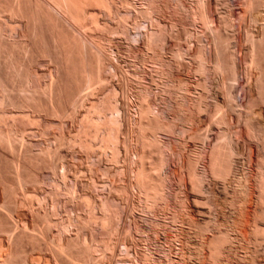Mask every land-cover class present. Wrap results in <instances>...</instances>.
<instances>
[{"label":"rangeland","instance_id":"1","mask_svg":"<svg viewBox=\"0 0 264 264\" xmlns=\"http://www.w3.org/2000/svg\"><path fill=\"white\" fill-rule=\"evenodd\" d=\"M1 2V11H0V37H1V44H3L4 46V52L2 51V48L3 46L1 45V48H0V65L2 63V65L0 66V116L2 114V118L5 119V120H2V122L4 124H2V122L0 123V134L3 133V135H0V163L1 165H3V169L5 170L6 168V165H8L9 163V166H10V161L11 162H17L19 160V164L17 162V164L19 165V167L21 168V166H23V169L21 168V171L22 172V175L20 173V177L22 176V178H20V185L18 183V186L20 188H18L19 190V195H18V209H17V214L16 213V221L18 222V238H17V243L15 244V248H13V252L14 254L16 255V264H68L66 261V257L65 256H61L59 254L56 255L55 251L57 252L58 250L56 249L57 247L56 246H59V245H63L64 248H67V246H72L70 245L71 242H75L73 244H78L77 247L79 246V248H84L85 246V250H87L86 252H84V256H82V258H86L85 261L87 262V264H134L136 262V264H143V256L144 255H147L149 256L148 258H150V260L152 261L151 263L152 264H164L163 261L164 260V255L167 257L166 258V261H165V264L168 263L167 260L169 261H174L176 262L178 260V240L181 239V240H185V241H189V242H185L183 240L186 246V252L189 253V251L191 252H196L197 249H201L202 247V244L203 242L202 241H207L208 238L210 239L211 238V234L213 235V233H211L210 231L208 232L207 230H203L202 227H201V220L200 218H202L199 215H197V210L195 209H198V208H193L194 205H192L188 199H187V193L191 192L190 189L187 188V186H189V181H188V177L186 176V170L184 169L183 171L185 172H180V175L181 177L183 178V183H184V186H183V190L185 191H182L183 196L182 195V199H183V202H179L177 203V200L179 201L178 198V188L180 187L179 186V179H178V175H179V172L176 173V171H179L178 170V166H177V162L178 160L176 158H178V153L181 151H185L184 155L186 158L191 157V156H194L196 150H199V147L201 146L200 145V141L198 140H195V134L197 132H204L203 130L206 129V120L207 118L203 115H201V118H198V120L196 119L194 122H192L191 124L193 125H189L187 126L188 124L186 123H182V121H179L178 120V106H179V103H178V100H179V97H178V94H177V91L178 90V86L179 84L183 81V85H185L191 92V95L194 97L191 98L195 101V100H199V97L201 96V93L202 92V88L200 85H202L203 82H205L204 79H206L205 77H207V75H204V74H200L199 72H197L196 69H198V62H197V58L195 57L196 53H198V50L199 48H203L205 51L207 49V51H209L208 49L210 50H213L212 48V44L210 40H208L207 38H204L206 36V30L204 29V27L202 26L201 23L199 22H193L192 20H190V17L188 15V13H185L182 11H173V10H169V12L166 10H163L161 9V11L155 6V10L157 11H154L153 13L150 11V14L152 13L151 16H149V18H152L153 16V20L151 19H147L146 20V17L144 18V16H140V15H143L144 12L146 10H144L146 7H148L147 5V0H129L132 2L133 6H132V11L134 12H137V13H134V12H130L129 10L131 9H125L124 6H121L123 4L122 1H117L115 0V3H113L111 6L113 8H117V9H112L109 10V13L113 15H110L108 13V11H105L107 8H104L102 5H100L98 2L96 3L95 1L92 0V4L96 3L95 6H97L95 8L94 5H91V3H89L88 5L90 6L91 5V8H87V7H83L84 6H88L87 3L91 0H85V3H83L82 7L80 6L79 4V8L82 9V11L85 12L86 16L84 18H86L85 20H82L81 22L78 21V23H80V25L78 23H76L75 20H72L74 19L70 14L69 12L65 11L64 10L62 11L61 7L59 5H56V6H59L60 9H57L58 7H54V3H56L54 0H37L38 5L36 4V0H21V2H19L18 0H0ZM4 1H5V4L6 6L8 5L7 3L10 2L11 4H9L10 6H5L4 4ZM9 1V2H8ZM51 1H54L53 4ZM84 1V0H83ZM88 1V2H87ZM116 1H117V4H116ZM143 1V2H142ZM146 1V2H145ZM165 2V0H161V2L157 1L158 4H161L162 2ZM185 1H188V2H191L190 0H185ZM241 0H229V4L232 5V9H231V13H232V25H233V28L235 30V42L233 43L234 45V50L236 52V58H237V61H238V64L242 67H241V71L239 72V79H238V83L235 85V96H236V99L239 103V113L240 112H244V110L248 107V102H252L253 99H255V96H256V93H255V90L252 89V87L250 88L249 85L247 83L246 78L244 77V64L248 61V55H247V51H248V48H249V44L248 43H245L246 41H243L244 38H242L241 40L239 39V36L240 35H243L245 34V32L247 31V29H250V31H252L253 33L255 34H258L260 32H258L260 30V28L258 26H248V24L245 22H242L243 24L241 25V22L242 19H243V15L245 16L246 18V15L243 14L244 12V9L241 8V6H239V3H240ZM3 2V4H2ZM15 2V3H14ZM23 2H24V6H23ZM29 2V3H28ZM80 2L82 3V0H80ZM18 3H19V6H20V9H19V6H18ZM33 5H32V4ZM41 3V4H40ZM120 3V4H119ZM146 3V4H145ZM13 4H16V5H13ZM21 4V5H20ZM52 4V5H51ZM100 6H98V5ZM115 4V5H114ZM156 4V5H158ZM5 6L6 8L4 9ZM26 5H27V8H26ZM34 5H37L35 7H33ZM39 5H42L41 9L39 8ZM51 5V6H50ZM144 5V6H143ZM19 10H17L15 7ZM22 6V7H21ZM31 6V8L29 7ZM88 6V7H89ZM93 6V7H92ZM102 6V7H101ZM137 6V7H136ZM14 7V9H13ZM25 7V8H24ZM100 7V8H99ZM144 7V8H143ZM23 8V9H21ZM30 8V9H29ZM36 8V9H35ZM39 11H38V9ZM46 8V9H44ZM55 8V9H54ZM101 8H103L104 10H102ZM136 8V10H135ZM141 8L143 9L141 11ZM241 8V9H240ZM12 9L14 12L12 14L11 10ZM16 9V10H15ZM26 10V11H23V10ZM29 9V10H28ZM96 9V10H95ZM100 9V10H98ZM122 9V10H121ZM139 9H140V12H139ZM3 10V11H2ZM6 10V11H5ZM28 10V11H27ZM31 10L33 11V13L31 12ZM41 10H44L45 12H43L42 14V11ZM51 10V11H49ZM59 10V11H57ZM5 11V12H4ZM10 11V13H9ZM15 11H19V12H15ZM23 11V12H22ZM87 11V12H86ZM104 11V12H103ZM111 11V12H110ZM118 11V13H121L122 14H117L116 12ZM160 11V14L159 12ZM173 11V12H172ZM5 14H4V13ZM26 12L27 14L29 15L27 17L26 15ZM41 12V13H40ZM62 12V13H61ZM64 12V14H63ZM67 12V14L65 15V13ZM81 12V11H80ZM102 12V14H101ZM117 16H116V14ZM156 12V13H155ZM165 12V14H164ZM171 12V13H170ZM2 13V14H1ZM16 13L17 14V17L16 15L14 14ZM24 13V14H23ZM37 13V14H36ZM47 13L48 17L49 15L52 14V16H54L53 18L49 17V19H53L51 20V24L48 25V23H50L49 19H47V17L45 18V14ZM61 15H60V14ZM141 13V14H140ZM169 15H168V14ZM8 14V15H7ZM10 14V15H9ZM20 14V15H19ZM33 14V15H32ZM56 14V15H54ZM84 14V13H83ZM95 14V15H94ZM115 14V15H114ZM149 14V15H150ZM156 14V15H155ZM158 14V15H157ZM163 14V15H162ZM185 14V15H184ZM2 15V16H1ZM15 15V16H14ZM23 15V16H21ZM32 15V16H31ZM36 15V17L34 16ZM89 15L90 18L88 17ZM98 15V17H97ZM119 15V16H118ZM127 15V16H126ZM129 15V17H128ZM131 15V16H130ZM133 15V16H132ZM165 15V16H164ZM172 18H170L171 16ZM214 16V20H215V25L216 26H219V21L217 20V17L212 14ZM4 16V17H3ZM31 16V17H30ZM40 16V17H38ZM42 16V17H41ZM95 16V17H94ZM107 18H106V17ZM111 16V18H110ZM123 16V18H122ZM125 16H126V19H125ZM156 16V17H155ZM176 16H179V17H176ZM8 17V18H7ZM10 17L13 18V20L10 19ZM23 17V18H22ZM27 17V18H26ZM33 17V18H32ZM36 19H35V18ZM101 17V18H99ZM118 17V18H117ZM138 17V18H136ZM164 17V18H163ZM25 18V19H24ZM29 18V19H28ZM58 19V20H55V19ZM70 18V19H68ZM104 18V19H103ZM106 18V19H105ZM122 18V19H121ZM128 18V20H127ZM242 18V19H241ZM10 19V20H9ZM19 19V20H18ZM25 22H24V20ZM34 21V23L32 22V20ZM90 19V20H89ZM93 19V20H91ZM110 19V20H109ZM119 19V21H118ZM134 19V20H133ZM138 19V20H137ZM139 19L141 20L139 22ZM169 19V20H168ZM5 20V21H4ZM27 20V21H26ZM55 20V22H57L56 24L53 22ZM60 20V21H59ZM87 20V21H86ZM98 21L96 23H98L101 28V32H97L99 31L98 30V27L97 26H94L93 24H91L93 21ZM113 22H112V21ZM117 20V21H115ZM126 20V21H125ZM137 20V21H136ZM158 22H156V21ZM3 21V23H2ZM29 21V22H28ZM49 21V22H48ZM60 23H59V22ZM71 21H73L75 24H77V26L75 24H73ZM90 21V22H89ZM153 21V24H150L152 23ZM174 21V22H173ZM24 22V23H23ZM31 22V23H30ZM38 22V23H36ZM40 22V23H39ZM42 22V23H41ZM47 22V23H46ZM53 22V23H52ZM85 22V23H84ZM149 22V23H148ZM190 22V23H189ZM193 22V23H192ZM62 24L64 23L63 25H60L59 24ZM94 23V22H93ZM102 23H106V26ZM169 23V24H168ZM174 24V26L172 24ZM218 23V25L216 24ZM12 26H11V25ZM14 24L16 25V27L14 26ZM18 24V26H17ZM37 24V25H36ZM47 24V25H46ZM58 24V26H57ZM82 24V25H81ZM107 24H109L110 26H108ZM137 24V26H136ZM139 24V25H138ZM195 24V26H194ZM4 27H3V26ZM8 27H7V26ZM10 25V26H9ZM32 25H34V27H32ZM37 28H36V26ZM52 25H55L54 27ZM84 25H85V29H84ZM92 25V26H91ZM141 25V26H140ZM146 25V26H145ZM41 26V27H40ZM47 29V27H49ZM57 26V28H56ZM91 28H89V27ZM104 26V27H103ZM108 26V27H107ZM114 26V28H113ZM133 26L135 28H133ZM145 26V28L143 27ZM152 26V27H151ZM167 26V27H166ZM171 26V27H170ZM216 26H214L216 28ZM241 26V28H240ZM15 27V28H14ZM39 27V29H38ZM53 29H52V28ZM60 27V28H59ZM78 27V28H77ZM81 27V28H80ZM86 27L87 30H86ZM94 27V29H93ZM96 27V28H95ZM106 27V30H104ZM111 27V28H110ZM137 27V28H136ZM166 27V28H165ZM188 27V29H187ZM192 27V28H191ZM194 27V28H193ZM196 27V28H195ZM202 27V28H201ZM257 27V28H256ZM4 29L2 31V29ZM35 28V30H34ZM67 28V29H66ZM104 28V29H103ZM110 30L113 28V30ZM128 28H129V32L128 31ZM139 28V29H138ZM141 28V30H140ZM10 29V30H9ZM18 29V30H17ZM26 29V30H25ZM33 29V30H32ZM52 29V30H51ZM62 29V32L61 34L59 33L60 30ZM68 31L67 33L69 34L70 31H72V33L70 32V34L72 35H68L66 33V30ZM69 29V30H68ZM81 29V30H79ZM83 29V30H82ZM93 29V30H91ZM106 32V33H103V31ZM147 29H149L147 32ZM159 29V30H158ZM166 29V31H165ZM192 29V30H191ZM31 30V31H30ZM38 30V32H37ZM55 32H54V31ZM57 30V31H56ZM59 30V31H58ZM64 30V31H63ZM85 30V33L84 32ZM95 30V31H94ZM117 32H116V31ZM132 30V31H131ZM137 30V31H136ZM146 30V31H145ZM184 30V31H183ZM197 30V31H196ZM10 31V32H9ZM24 31V32H22ZM45 31V32H44ZM50 31V32H49ZM78 31V32H77ZM80 31L82 33H80ZM89 31V32H87ZM158 33V38L152 42V43H149L146 39H144L142 36H140V34L146 32V33H149V35L153 32H156ZM162 31V32H161ZM186 31H191L192 33L196 34V37L198 38L199 37V41H196L197 39L194 38V43H193V40L190 38V41H189V38L186 36ZM203 31V33H202ZM256 31V32H255ZM3 32V33H2ZM5 32V33H4ZM12 32V33H11ZM18 32V33H16ZM44 32V33H43ZM48 32V33H47ZM53 32V33H52ZM65 32V33H64ZM75 32V33H74ZM109 32V33H108ZM114 32V33H113ZM127 32V33H126ZM135 32V33H134ZM10 33H11V36H10ZM24 33V34H23ZM30 33V34H29ZM37 33V34H36ZM42 33V34H41ZM101 33V34H100ZM116 33V34H115ZM119 33V34H118ZM124 33V34H123ZM160 33V34H159ZM183 33V34H182ZM3 34V35H2ZM14 34V35H13ZM31 34H32V38L30 39L31 37ZM55 34V35H54ZM56 34L59 36L60 35V38H63L62 35H66L64 37V39L66 37H68L67 39L71 42V40H73L74 38L75 39H79V40H74L75 43H78V46L81 45L83 46V50L82 51V54L84 55H80L79 52H78V55H80L79 57H83L84 58H80V59H83L84 61H86V65L82 64V69L83 67L85 68H90L89 66H91L90 64H94L95 65V61L99 59V55H101L100 59H101V62L104 64V65H107V66H104L105 67V70L106 72L104 71L103 72V68H102V71L103 72V76H102V79H103V82H108L107 84H103L101 85V87H98L97 86V89L98 91L96 90H83V89H86V88H83L85 87V85L82 83V90L79 89V87L81 86L80 82H77L76 83V79L77 81H79L78 79H81L80 76L79 78L77 77L78 73H80L81 71H74L76 70L77 66H73V64H77V63H70L72 64H69V59L67 58L66 53L64 54L65 51L63 47H60L61 44L58 40V36H56ZM100 34V35H99ZM105 34V35H104ZM111 34V35H110ZM113 34V35H112ZM128 34V35H127ZM166 34V35H165ZM179 34V35H178ZM182 34V35H181ZM202 34V35H201ZM17 35V37H16ZM25 35V36H24ZM35 35V38L34 36ZM38 37H37V36ZM50 35V37H49ZM53 35V36H52ZM75 35V36H74ZM77 35V36H76ZM85 35V36H84ZM97 35V36H96ZM127 37H126V36ZM130 35V36H129ZM24 36V37H23ZM71 36V38H70ZM110 36V37H109ZM167 36V37H166ZM172 36V37H171ZM182 36H184L182 38ZM202 36V37H201ZM6 37V38H5ZM42 38V39H39V38ZM45 37V38H44ZM56 37V39H55ZM74 37V38H73ZM76 37H80V38H76ZM89 37V38H88ZM102 37V39H101ZM129 37V39H128ZM164 37V38H163ZM171 37V38H170ZM179 39H178V38ZM244 37V35H243ZM25 38V39H23ZM37 38V40H36ZM73 38V39H72ZM82 38V39H81ZM88 38V39H87ZM107 38V40H106ZM139 38V39H138ZM203 38V39H202ZM8 39V41H7ZM11 39V40H10ZM28 39V41H27ZM36 41H35V40ZM51 39V40H50ZM55 39V40H53ZM98 39V40H97ZM99 39H101L99 41ZM131 39V40H130ZM135 39V40H134ZM136 39H138L137 43H136ZM144 39V40H143ZM165 39V40H164ZM188 39V40H187ZM206 39V40H204ZM39 40V41H38ZM67 40V41H68ZM203 40V41H202ZM3 41V42H2ZM33 41V42H32ZM53 41V42H52ZM59 44H57V42ZM66 40L62 41V42H65ZM78 41V42H77ZM92 41V43H91ZM113 41V42H112ZM140 41V42H139ZM147 41V42H146ZM163 41V42H162ZM186 41V42H185ZM7 42V45L8 43L10 44L11 43V46H13L15 48V46L17 45V49L20 48L21 51H19V55L18 52H17V49L15 50L14 48H11L9 47L11 50L14 49V51H10V49H6V43ZM17 44H16V43ZM26 44H25V43ZM47 45H46V43ZM56 42V43H55ZM73 42V41H72ZM73 42V43H74ZM102 42V43H101ZM105 42V43H104ZM158 42V43H157ZM188 42V43H187ZM203 42V43H202ZM15 43V44H13ZM33 43V44H32ZM36 45H35V44ZM67 43V42H66ZM65 43V44H66ZM74 43V45H75ZM95 43H99L101 46L105 45L103 48L102 47H98L97 45H95ZM133 43V45H132ZM145 43V44H144ZM148 43V44H147ZM192 43V44H191ZM44 44V45H43ZM53 44L55 46H53ZM57 44V45H56ZM190 44V45H189ZM202 44V45H200ZM207 44V45H206ZM248 44V45H247ZM24 46L23 48V51H22V47ZM38 45V46H37ZM40 45V46H39ZM87 45V46H86ZM109 45V46H108ZM112 45V46H111ZM128 45V46H127ZM159 45H162V46H159ZM166 45V46H165ZM209 45V46H208ZM212 45V46H211ZM239 45V46H238ZM26 46H29V47H26ZM44 47V49L41 48ZM56 46H57V49H56ZM59 46V47H58ZM73 45L71 44V47ZM78 46L76 47L73 46V47H76L78 48ZM135 46V47H134ZM205 46V47H204ZM30 47H32L33 49H31ZM46 47V48H45ZM67 45H65V49L67 50ZM70 47V48H71ZM87 47H88V50L91 49L90 51L87 50ZM133 51H131V49ZM149 47V50L151 48V50L149 51L148 48ZM154 47V48H153ZM198 47V48H197ZM8 48V46H7ZM37 48V49H36ZM50 48V49H49ZM61 48V49H60ZM63 48V49H62ZM68 47V49H70ZM86 48V49H85ZM111 48V49H110ZM35 49L36 51L38 50V54L37 52H35ZM40 49V50H39ZM71 49H74V48H71ZM94 49V50H93ZM99 49V50H98ZM113 49V50H112ZM181 49V50H180ZM183 49V50H182ZM198 49V50H197ZM26 50L28 51L26 53ZM32 50V51H31ZM44 54L43 53V51ZM76 50V49H75ZM74 50V51H75ZM86 50V51H85ZM104 51V54H102V52ZM108 52H106V51ZM146 50V51H144ZM9 51V52H7ZM34 51V52H33ZM41 51V55H40V52ZM46 51V52H45ZM63 54H62V52ZM92 51H93V54L92 55ZM98 52V53H94V52ZM102 51V52H100ZM129 51V52H128ZM149 51V52H148ZM178 51H184L183 52V59L182 58H178L177 56V53ZM239 51V54L238 52ZM15 53V57H14V53ZM26 53V54H23V53ZM55 52V53H54ZM58 54H57V53ZM72 52V51H71ZM87 52L89 54H87ZM118 54H117V53ZM128 52V53H127ZM138 52V53H137ZM242 52V53H241ZM8 53H12V55H8ZM32 53V54H31ZM60 53V54H59ZM75 53H77L76 51L71 53L72 55H74ZM133 53V54H132ZM152 53V54H151ZM156 53V54H155ZM3 54V58H6L5 60H3L2 58V55ZM37 54V55H35ZM91 54V55H90ZM97 54V55H95ZM142 54V55H141ZM44 55V58L43 56ZM48 55V56H47ZM61 55V56H60ZM78 55H74V57H77ZM89 55V56H87ZM136 55V56H135ZM158 55V56H157ZM5 56V57H4ZM11 56V57H10ZM22 58L23 56V59H21L20 57ZM28 56V57H27ZM39 56V57H38ZM42 58H41V57ZM46 56V58H45ZM61 58H60V57ZM65 56V58H64ZM87 56V57H86ZM149 56V57H148ZM7 57H9L8 59H10L9 61L7 60ZM34 57V58H33ZM38 57V58H37ZM63 57V58H62ZM72 57V56H71ZM73 57V58H74ZM79 57L75 58L76 60L79 59ZM90 61H88L89 59ZM92 57L94 59V57H96L95 61H93ZM114 57V58H113ZM135 57V59H134ZM20 58V59H19ZM27 58V59H25ZM41 58V59H40ZM67 58V59H66ZM72 58V59H73ZM149 58V59H148ZM175 58V59H174ZM29 59V60H28ZM46 59V60H45ZM51 59V60H50ZM73 59V60H75ZM117 59V60H116ZM134 59V60H133ZM138 59V60H137ZM152 59V60H151ZM155 59V60H154ZM188 59V60H187ZM4 62H3V61ZM22 61V63H20L21 66H18L20 67H17L15 68V65L14 66V63L16 61ZM24 60V61H23ZM28 60V61H27ZM38 60V61H37ZM41 60V62H40ZM45 62H44V61ZM64 60H68V62H64ZM75 60V61H76ZM151 60V61H150ZM183 60V61H182ZM194 60V61H193ZM18 61V62H19ZM30 61V63H29ZM52 61V62H51ZM93 63H92V62ZM140 61V62H139ZM156 61V62H154ZM160 61V62H159ZM179 61V62H178ZM9 62V63H8ZM24 62V63H23ZM37 64H35V63ZM49 62V63H48ZM55 62V63H53ZM64 62V63H63ZM73 62V61H72ZM79 62V61H78ZM90 62V63H89ZM95 62V63H94ZM119 62V63H118ZM143 62V63H142ZM147 62V63H145ZM183 64H182V63ZM17 63V62H16ZM33 63V65H32ZM58 63V64H57ZM66 63V64H65ZM101 63V64H102ZM134 63V64H133ZM194 63V64H193ZM244 63V64H243ZM9 65V68H8V65ZM26 64V65H25ZM52 64V65H51ZM57 64V65H56ZM88 64V65H87ZM110 64V65H109ZM129 64V65H128ZM140 64V65H139ZM154 64V65H153ZM157 64V65H156ZM197 64V65H196ZM26 67H24V66ZM35 65V66H34ZM50 65V66H48ZM64 65V66H63ZM66 65V67H65ZM73 66L71 67H67V66ZM147 65V66H146ZM150 65V66H149ZM156 65V66H155ZM196 65V67H194ZM31 66H33V68H31ZM62 66V67H61ZM78 66H79V63H78ZM93 66V65H92ZM103 66V65H102ZM116 68H115V67ZM140 66V67H139ZM246 66V64H245ZM2 67V68H1ZM6 67V70L5 68ZM75 67V68H74ZM80 67V66H79ZM80 67V68H81ZM95 68V66H93ZM178 67V68H177ZM11 68V69H10ZM21 68H25L24 70L21 71ZM28 68V69H26ZM67 70H66V69ZM78 68V69H80ZM112 68V69H111ZM147 68V69H145ZM154 68V69H153ZM168 68V69H167ZM9 69V70H7ZM14 69V72H12ZM17 69V70H16ZM36 69V70H35ZM48 69V70H46ZM52 69V71H51ZM58 69V70H57ZM64 69V70H63ZM74 69V70H73ZM92 69V68H91ZM134 69V70H133ZM16 70V71H15ZM55 70V71H54ZM69 70H71L69 72ZM90 70V69H87V71ZM110 72H109V71ZM112 70H113V73H112ZM191 70V71H190ZM196 70V71H195ZM2 71V72H1ZM11 71V72H10ZM26 71V72H24ZM31 72V74L28 75L29 72ZM33 71V72H32ZM37 71V72H35ZM50 71V72H49ZM62 71V73H61ZM67 71V72H66ZM163 71V72H162ZM180 71V72H179ZM193 71V72H192ZM6 72V73H5ZM10 72V73H9ZM21 72V73H20ZM60 72V73H59ZM110 74H109V73ZM115 72V73H114ZM189 72V73H188ZM243 72V73H242ZM14 75H13V74ZM16 73V74H15ZM18 73V74H17ZM25 74V75H19V74ZM33 73V75H32ZM37 73L38 76L40 78L38 79L37 77ZM43 73V74H42ZM69 73V74H68ZM74 75V73L76 74V77L75 75L74 76H71V74ZM118 73V74H117ZM161 73V74H160ZM199 73V74H198ZM211 73V72H210ZM49 74V75H48ZM56 74V75H55ZM65 74V75H64ZM106 76H105V75ZM113 74V75H112ZM115 74V75H114ZM197 74V75H196ZM208 74V73H207ZM4 77H3V76ZM6 75V76H5ZM12 75V78L10 77ZM18 77H17V76ZM27 75L29 76V78L27 77ZM32 75V77H31ZM42 75H45L42 76ZM67 75L69 77H67ZM80 75V74H79ZM163 77H162V76ZM254 75H256V73L254 72ZM8 76V77H7ZM20 76V77H19ZM71 76V77H70ZM137 76V77H136ZM165 76V77H164ZM204 76V77H203ZM15 77V79H14ZM75 77V78H74ZM155 77V78H154ZM11 80H10V79ZM20 78V79H18ZM24 78V79H22ZM32 78V79H30ZM38 81H36L35 79ZM54 80H53V79ZM137 78V79H135ZM158 78V79H157ZM166 78V79H165ZM168 78V79H167ZM177 78V79H176ZM202 81H200L201 79ZM9 79V81H8ZM18 79V81H17ZM34 79V80H33ZM63 79V80H62ZM107 81H106V80ZM154 79V80H153ZM156 79V80H155ZM164 79V80H163ZM170 79V80H169ZM181 79V80H180ZM53 80V82L51 81ZM56 80V82H55ZM68 80V81H67ZM135 80V81H134ZM138 80V81H136ZM175 80V81H174ZM178 80V81H177ZM180 80V81H179ZM13 81V82H12ZM24 81V83H23ZM32 81V82H31ZM59 81V82H58ZM64 81V83H63ZM67 81V82H66ZM81 81V80H80ZM158 81V82H157ZM167 81V82H166ZM7 82V83H6ZM22 82V83H21ZM37 82V83H36ZM39 82V84H38ZM48 82V83H47ZM72 82V84H71ZM133 82V83H132ZM143 82V83H142ZM32 83V84H31ZM51 83V84H50ZM69 83V85L67 84ZM76 83V84H75ZM79 83V85H78ZM85 83V82H84ZM138 83V84H137ZM176 83V84H175ZM179 83V84H178ZM199 83V84H198ZM13 84V85H12ZM27 84L29 86H27ZM38 84V85H37ZM46 84V85H45ZM53 84V88H54V92H52V95L54 97V99L56 101H54V105L50 102V98H52L51 96V88L50 86ZM59 84V86H58ZM75 84V85H74ZM109 84V86H108ZM178 84V85H177ZM247 84V85H246ZM48 85V86H47ZM66 85V86H65ZM78 85V86H77ZM3 86V87H1ZM6 86V87H5ZM13 88H12V87ZM20 86V87H19ZM46 86V87H44ZM69 86V87H68ZM75 86V87H74ZM166 86V87H165ZM169 86V87H168ZM197 86V87H196ZM15 87V88H14ZM66 87V88H65ZM88 87V86H87ZM112 87V88H111ZM162 87V88H161ZM190 87V88H189ZM198 87H200L198 90ZM249 87V88H248ZM23 88V89H22ZM30 90H28V89ZM43 88V89H41ZM46 88V89H45ZM49 88V89H48ZM69 88V89H68ZM74 88L73 91H70ZM79 89L78 93H77V90ZM81 88V87H80ZM95 88V86H94ZM104 88H106L104 90ZM169 88V89H168ZM171 88V89H170ZM194 88V89H192ZM196 88V89H195ZM245 88V89H244ZM254 88V87H253ZM4 89L6 91H4ZM13 89V90H12ZM38 91H37V90ZM40 89V90H39ZM146 89V90H145ZM174 89V90H173ZM192 89V90H191ZM15 90V91H14ZM19 90V91H17ZM22 90V91H21ZM25 90V91H24ZM46 90L48 95H46L44 92ZM62 90V92H60ZM66 90V91H65ZM110 90V91H109ZM112 90V91H111ZM165 90V91H164ZM248 90V91H247ZM17 91V92H16ZM65 91V92H64ZM76 91V92H75ZM86 91L88 93H86ZM90 91V92H89ZM141 91V92H139ZM145 91V92H143ZM198 91V92H197ZM15 95H14V93ZM20 92V93H19ZM24 92V93H23ZM26 92V93H25ZM29 92V93H27ZM36 92V93H34ZM67 92V95L65 97V93ZM73 92V94H72ZM75 92V94H74ZM92 92V93H91ZM99 92V93H98ZM195 92V93H194ZM252 92V93H251ZM5 93V95H4ZM19 93V94H18ZM44 93V95H43ZM56 93V94H55ZM63 93V94H62ZM84 93H86L84 95ZM93 94L94 96V99L93 98H90L92 97L91 94ZM109 95V99L108 98V94ZM198 93V94H197ZM247 93V94H246ZM250 93V94H249ZM21 94V95H20ZM24 94V95H22ZM28 96H27V95ZM36 94V95H35ZM41 94V95H40ZM61 94V95H60ZM146 94V95H145ZM149 94V95H148ZM169 94V95H167ZM249 94V95H248ZM252 94V95H251ZM255 94V95H254ZM11 95V96H10ZM20 95V96H19ZM72 95V96H71ZM78 95V96H77ZM89 95V96H88ZM96 95V96H95ZM102 95V96H101ZM138 95V96H137ZM2 96V98H1ZM25 96V97H24ZM32 96V99L30 98ZM45 96L47 98H45ZM63 96V97H62ZM75 96V97H74ZM86 96V97H84ZM106 96V97H105ZM146 96V98H145ZM168 96V97H167ZM7 97V98H6ZM22 97V98H21ZM35 97H37L35 99ZM60 97V98H59ZM62 97V98H61ZM70 97V99H69ZM77 97V99H75ZM96 97V98H95ZM149 97V98H148ZM161 97V98H160ZM197 97V98H196ZM246 97V99H245ZM11 98V99H9ZM21 98V99H20ZM41 98V99H40ZM74 98V99H72ZM102 98V99H101ZM104 98V99H103ZM143 98V99H141ZM144 98H145V102L146 104L150 105L151 108H153L152 110L156 113L155 115H158V121H160L159 125L161 126L162 130L159 132V139L161 141V144L163 146H161V151L163 152V158H164V162H165V165H164V168H163V173L166 174V177H167V196L165 199L164 204H160V203H163V202H160L156 207H154V210L153 212L151 213L152 210H148L146 209V204H145V201L143 200V197L139 190V188L137 187V185L135 186L134 183H136V179H134L135 177H132V175H134V172H135V168L137 167L138 165V162H137V158L139 157L138 155L141 154L143 152V150H145L144 148V145L142 144L143 143V140L145 139V136H149L150 134L145 131L144 132H140V127H139V122H140V117L138 115V111L139 110L137 107L139 106L140 102L141 101H144ZM169 98V99H168ZM252 100H250V99ZM2 99V100H1ZM5 99V100H4ZM28 99V101H27ZM40 101H39V100ZM60 99V100H58ZM62 99V100H61ZM65 99V100H63ZM98 99V100H97ZM102 101H101V100ZM106 99V100H105ZM151 99V100H150ZM15 100V101H14ZM24 100V101H23ZM42 100V101H41ZM45 100L48 101L47 103H45ZM72 100H76V101H73V103L71 102ZM108 100V102H107ZM110 100V101H109ZM159 104H157L158 102ZM8 101V102H7ZM11 101V102H9ZM14 101V102H13ZM21 101V102H20ZM25 103H23V102ZM65 101V102H64ZM72 105H70L68 102ZM93 101H95L93 103ZM100 101V103H99ZM140 101V102H138ZM155 101V102H154ZM175 101V102H174ZM6 102V103H5ZM19 102V103H18ZM27 102V103H26ZM50 102V103H49ZM56 102H58V104L62 103L63 104H56ZM112 102V103H111ZM4 103V104H3ZM15 103V104H14ZM17 103V104H16ZM33 105H31V104ZM38 103V104H37ZM90 103V104H88ZM96 103V104H95ZM103 103V104H102ZM106 103V105H104ZM142 103V102H141ZM150 103V104H149ZM161 103V105H160ZM248 103V104H247ZM12 104V105H11ZM41 104V105H40ZM47 104L48 108H43L45 107ZM68 104L70 107H68ZM92 104V105H91ZM107 104H109L107 106ZM111 104V105H110ZM169 104V105H168ZM247 104V105H246ZM6 105V106H5ZM19 105V106H18ZM22 105V106H21ZM29 107H28V106ZM40 105V106H37ZM103 105V107H102ZM156 105V106H155ZM166 105V106H165ZM178 105V106H177ZM12 106V107H11ZM31 106V107H30ZM37 108H36V107ZM53 108H52V107ZM59 109V106L61 107L60 111L57 112V115L54 116V112L56 114V111H58ZM96 106V109L100 110V112L96 111V109H94ZM97 106H99V108L101 107V109H99ZM113 106V107H112ZM118 107V108H115V107ZM158 106V107H157ZM162 106V107H161ZM3 107H6L5 109ZM15 109H14V108ZM18 107V108H17ZM25 110H24V108ZM41 107V108H40ZM62 107H66L64 110H65V113L63 112V109ZM108 109H106V108ZM110 107V108H109ZM165 107V108H164ZM171 109H170V108ZM8 108V109H7ZM10 108V109H9ZM23 108V109H22ZM27 108V109H26ZM33 108V109H32ZM41 110H39V109ZM52 109L54 110V112H50L49 110V114H48V110L47 109ZM56 111H55V109ZM91 110H90V109ZM111 108H115L116 110L118 109V111L120 113H118V116L116 114L115 116V112L116 110L114 109H111ZM259 108V109H258ZM29 109V110H28ZM35 109V110H34ZM94 109V110H93ZM168 109V110H167ZM170 109V110H169ZM244 109V110H242ZM261 110H263L262 106L260 105H257L254 110V113L256 114L255 117V122H257V119L259 118L260 120L259 121H262L264 120V114L262 113L263 116H261ZM5 110V111H4ZM10 110V111H9ZM18 110V111H17ZM21 110V111H20ZM24 110V111H23ZM34 110V111H33ZM36 110L40 111V113H37ZM43 110V111H42ZM46 110V112H45ZM91 112H90V111ZM111 110V111H110ZM112 110L114 111V114L111 113L114 117H111V114H109L110 112H112ZM164 112H163V111ZM260 111V114H259V117L257 116L259 111ZM38 111V112H39ZM42 111V112H41ZM96 111V112H94ZM8 112V113H7ZM13 112V113H12ZM17 112V113H16ZM26 112V113H25ZM36 112V113H35ZM45 112V113H43ZM166 112V113H165ZM177 112V113H176ZM258 112V113H257ZM16 113V114H15ZM33 113V114H32ZM53 116H51L52 114ZM63 113L64 116L61 114ZM68 113V114H67ZM88 113V114H86ZM96 113V114H95ZM101 113V114H100ZM8 116H7V115ZM48 114V116H47ZM61 114V116H60ZM91 116H88L90 115ZM94 114V116H92ZM166 114V115H165ZM8 117H6V116ZM16 117H15V116ZM21 115H24V116H21ZM59 115V116H58ZM100 115V117H99ZM106 116H109L111 119L113 118L114 121L116 120H119L117 123L119 124H122L121 126H119V124H115L114 122V126L117 127V130H114L113 128L116 129V127H114L113 125H110L111 123H113V119L111 120L112 122L110 123V119L106 118ZM169 115V116H168ZM11 116V117H10ZM18 116V117H17ZM20 116V117H19ZM33 116V117H32ZM173 116V117H172ZM27 117V118H26ZM30 119H29V118ZM49 117V118H48ZM51 117V118H50ZM54 117H58L57 119L54 118ZM63 117V118H62ZM93 117V118H92ZM163 119H162V118ZM253 117V118H254ZM258 117V118H257ZM261 117H262V120H261ZM1 118V119H2ZM23 118V119H22ZM26 118V119H24ZM38 118V119H37ZM53 118V119H52ZM66 118V119H65ZM69 118V119H68ZM82 118L84 119L82 121ZM86 118V119H85ZM89 119V122L87 121V119ZM98 118H101L100 121ZM103 118V120H102ZM121 118V119H120ZM128 118H129V121H128ZM173 118L175 121H173ZM0 119V120H1ZM15 119V120H14ZM28 119V120H27ZM60 119V120H59ZM68 119V121H66ZM92 119V120H91ZM94 119V120H93ZM116 119V120H115ZM167 119V120H166ZM7 120V121H6ZM13 120V121H12ZM25 120V121H24ZM32 120V122H31ZM39 123H38V121ZM41 120V121H40ZM81 120V121H80ZM101 120L103 122H101ZM109 120V121H108ZM202 120V121H201ZM16 121V122H15ZM35 121V123H34ZM47 121V122H46ZM66 121V122H65ZM88 123H87V122ZM94 123L96 122V124H91L90 123ZM105 121V122H104ZM138 121V122H137ZM168 121V122H167ZM199 121V122H197ZM205 121V122H204ZM26 122H30V124L32 125H29V123H27L26 125L24 123ZM45 122V123H43ZM102 124H101V123ZM181 122V123H180ZM197 122V123H196ZM10 123V124H9ZM34 123V124H33ZM38 123V124H36ZM83 123V124H82ZM101 125H100V124ZM110 123V124H109ZM162 123H163V126H162ZM2 124V126H1ZM6 124V125H5ZM14 124V125H13ZM16 124V125H15ZM36 124V125H35ZM56 124V125H55ZM62 124V125H60ZM80 124V125H79ZM88 124V125H87ZM97 124H99L98 126H100V129L98 128ZM104 124V125H103ZM108 124V126H110V130H108V126L106 125ZM134 124V125H133ZM186 124V126H185ZM4 125V126H3ZM14 128H12V126ZM24 125V126H22ZM28 125V126H27ZM48 125V126H47ZM55 127H53V126ZM87 125V126H86ZM137 125V126H136ZM172 125V126H170ZM8 126V127H7ZM11 126V127H10ZM18 126V127H17ZM31 129H30V127ZM58 126V127H57ZM60 126V127H59ZM102 126V127H101ZM104 126V128H103ZM112 126V127H111ZM130 126V127H129ZM183 126V127H182ZM241 125H239V133H241V137H245L246 136V132L245 131L246 129L244 127H240ZM10 127V128H9ZM25 127V128H24ZM27 127V128H26ZM29 127V128H28ZM39 127V128H38ZM52 127V130L50 131ZM82 127V128H81ZM86 127V128H85ZM93 127V128H92ZM97 127V128H96ZM107 127V128H106ZM121 127V128H120ZM133 129H132V128ZM167 127V128H166ZM12 128V129H11ZM60 128V129H59ZM89 128V129H87ZM96 128V129H95ZM172 128V129H171ZM3 129V130H2ZM10 129V130H8ZM17 129V130H16ZM24 129V130H23ZM49 129V130H48ZM85 129V130H84ZM99 129V130H98ZM106 129L108 132H106ZM111 129H113L112 133H114V135L110 132ZM121 129V130H120ZM185 129V134L183 136H178V132ZM35 130V131H34ZM46 130H48L47 132H45ZM61 130H62V134H61ZM80 130V131H78ZM139 130V131H138ZM187 130V131H186ZM189 130V131H188ZM244 130V131H243ZM19 131V132H18ZM25 131V132H24ZM55 131V132H54ZM82 131V132H81ZM86 131V132H85ZM100 131V133H99ZM103 131V132H102ZM118 131L120 133H118ZM136 131V132H135ZM166 131V132H164ZM171 131V132H170ZM196 131V132H195ZM234 131H238V129H234ZM10 132L12 134V137L13 135H15L13 138H12V141L13 139H15L14 141V148L16 147L17 149L16 150H19L16 151L15 149H13V151L15 152H10V148H7L5 144V142H3L1 140L2 136H10ZM15 132V133H14ZM22 132V133H21ZM24 132V133H23ZM32 132V134H31ZM85 132V133H83ZM90 132H92L93 134H91ZM105 132V133H104ZM113 135V138H112V135ZM173 132V133H172ZM195 132V133H194ZM7 133V134H6ZM14 133V134H13ZM21 133V134H20ZM26 133V134H25ZM34 133V134H33ZM41 133V134H40ZM44 133V134H43ZM99 133V135H98ZM139 133H140V136H139ZM143 135H142V134ZM190 133V134H189ZM25 134V135H24ZM86 136H85V135ZM94 134H96L94 137ZM102 134L105 135V140L104 138H102V141L100 138L101 136L104 137ZM111 137H110V135ZM120 134V135H119ZM19 135V136H18ZM61 135V136H59ZM82 135V137H81ZM92 135V136H91ZM99 137H98V136ZM109 135V136H108ZM175 135V136H174ZM41 136V137H40ZM50 136V137H49ZM54 136V137H53ZM92 137L93 139L91 140L90 137ZM117 136V137H116ZM138 136V137H137ZM189 136V137H188ZM191 136V137H190ZM4 137V138H5ZM16 137V138H15ZM30 137V138H28ZM32 137V138H31ZM65 137V138H64ZM81 140H78L80 139ZM85 137V138H83ZM87 137V138H86ZM106 137H110L112 140H114L115 138V142L117 141L116 139H119L117 141V143H113V141L111 142V139L110 142L108 140V138ZM143 137V139H142ZM11 138V136H10ZM22 138V141L20 140ZM37 138V139H36ZM43 140H42V139ZM54 138V139H53ZM58 138V139H57ZM98 138V139H96ZM139 138V139H138ZM179 138V139H178ZM214 138V137H213ZM246 138V137H245ZM244 138V139H245ZM18 139V140H16ZM35 139V140H34ZM56 139V140H55ZM76 139V140H75ZM90 139V140H88ZM95 139V140H94ZM138 139V140H137ZM52 140V142H51ZM87 140V141H86ZM98 140V142H97ZM107 140V142L105 143V141ZM181 140V141H180ZM183 140V141H182ZM242 140V139H240ZM21 141V142H20ZM24 141V142H23ZM27 141V142H26ZM39 141V142H38ZM41 141V142H40ZM46 141V142H45ZM50 141V142H49ZM55 141V142H53ZM61 141V142H60ZM76 141V142H75ZM86 141V142H85ZM102 141V142H101ZM139 141V142H138ZM142 141V142H141ZM198 141V142H197ZM17 142V144H16ZM29 142V143H28ZM57 142V143H56ZM75 142V143H74ZM85 142V144H84ZM92 142V143H91ZM109 142V143H108ZM180 142V143H179ZM24 143V145L22 144ZM50 143V144H49ZM55 143V144H54ZM64 143V144H63ZM78 143H82V144H79V146L77 145ZM89 143V145H88ZM97 143V144H96ZM105 146H103L102 144ZM115 145V147L113 146V144ZM120 143V144H119ZM199 143V144H198ZM27 146H26V145ZM40 144V145H39ZM47 144V146H46ZM84 144V145H83ZM91 144V145H90ZM185 144V145H184ZM16 145V146H15ZM23 145V146H22ZM30 145V146H29ZM33 147H32V146ZM39 145V146H38ZM55 145V146H54ZM63 145V146H62ZM80 145H83L80 147ZM108 145V147H107ZM109 145H111V148H109ZM138 145V146H137ZM143 145V146H142ZM170 145V146H169ZM87 148H85V147ZM92 146V147H91ZM99 146V148H98ZM119 146V148H118ZM168 146V148H167ZM182 146H184L182 148ZM187 146V147H186ZM254 146V148H253ZM25 147V148H23ZM92 149H91V148ZM101 147H102V150H101ZM135 147V148H134ZM165 147V148H164ZM7 150H6V149ZM20 148V149H19ZM107 148V149H106ZM144 148V149H142ZM184 148H186L185 150H183ZM252 148L255 150V154H254V157H253V160H254V163L255 161L257 162V159H259V154H258V148L255 144H252ZM257 148V149H256ZM4 149V150H3ZM9 149V150H8ZM24 149V151L22 150ZM29 149V150H28ZM31 149V150H30ZM114 149V151H110ZM119 152H117V150ZM192 149V150H191ZM22 150V151H21ZM105 150V151H104ZM139 152H138V151ZM168 150V151H167ZM12 151V150H11ZM28 151V152H27ZM56 151V152H55ZM104 151V152H103ZM109 151V153H108ZM171 153H170V152ZM192 151V152H191ZM194 151V152H193ZM18 152V153H17ZM47 152V153H46ZM58 152V153H57ZM17 155L15 157L14 154ZM30 153V154H29ZM42 154L43 157L40 155H36V154ZM60 153V154H59ZM105 153V154H104ZM139 153V154H138ZM174 153V154H173ZM194 153V154H193ZM33 154V155H32ZM46 154V155H45ZM110 154V155H109ZM165 154V156H164ZM171 154V155H170ZM187 154V155H186ZM193 154V155H191ZM27 155V156H26ZM58 155V157H57ZM117 155V157H116ZM48 156V157H47ZM60 156V157H59ZM107 156V157H106ZM111 156V157H110ZM115 156V157H114ZM177 156V157H176ZM119 157V158H118ZM14 158V159H13ZM48 158V160H47ZM53 160H52V159ZM113 158V160H112ZM175 158V159H174ZM185 158V159H186ZM18 159V160H16ZM21 159V160H20ZM51 159V160H50ZM59 159V160H58ZM66 159V160H65ZM117 159V160H116ZM135 159V160H134ZM5 160H6V163H5ZM14 160V161H13ZM28 160H32L31 162H29ZM64 160V161H63ZM133 160V161H132ZM8 161V163H7ZM21 161H24V162H21ZM206 161V162H204ZM204 161H202V163L200 164V168H205L207 169V160L205 159ZM21 162V163H20ZM36 165H34V163ZM39 162V163H38ZM49 162V163H48ZM61 162V163H60ZM136 162V164H135ZM3 163V164H2ZM23 163V164H22ZM42 163V165H41ZM167 163V164H166ZM21 164V165H20ZM170 164V165H169ZM32 165V167H31ZM33 165L35 167H33ZM40 165V166H39ZM56 165V166H55ZM59 165V166H58ZM66 165V166H65ZM176 165V166H175ZM45 166V168H44ZM51 166V167H50ZM62 166V167H61ZM131 168H130V167ZM253 167L251 166H247V169L250 170L252 173L255 171L254 169V165H252ZM29 167V168H28ZM34 168V169H31V168ZM38 167V168H37ZM69 167V169H68ZM167 168V170H166ZM7 169V168H6ZM26 169V170H25ZM27 169L29 171H31V173H28ZM53 169V170H52ZM59 169V170H58ZM61 169V170H60ZM123 169V170H122ZM176 169V170H175ZM204 169V170H205ZM171 170V171H170ZM201 170V169H200ZM23 171L26 175L23 174ZM57 171V172H56ZM67 174H65V173ZM106 172V173H105ZM124 172V173H123ZM130 172V173H129ZM36 175H34V174ZM57 173V174H56ZM59 173V174H58ZM63 173V175H62ZM176 175H175V174ZM31 179H26V178H29L28 175ZM62 176H61V175ZM183 174V175H182ZM31 175V176H30ZM34 175V176H32ZM77 178H76V176ZM24 176V177H23ZM135 176V175H134ZM186 176V177H185ZM33 177V178H32ZM36 177V178H35ZM169 177V178H168ZM25 178V179H24ZM187 178V179H186ZM21 179L23 181H21ZM37 179V180H36ZM175 179V180H174ZM26 180V183H24ZM31 183H29V181ZM35 182H34V181ZM39 180V181H38ZM54 180V181H53ZM41 181V182H40ZM65 181V182H64ZM5 182V180H4ZM28 182V183H27ZM33 182V183H32ZM37 182V183H36ZM54 182V183H53ZM133 182V183H132ZM169 182V183H168ZM0 183H2L0 181ZM74 183V184H73ZM17 184V183H16ZM28 184V185H27ZM31 184V185H29ZM38 184V185H37ZM54 184V186L52 187V185ZM58 184V185H57ZM60 184V185H59ZM24 185V186H23ZM34 185V186H33ZM62 185V186H61ZM133 185V186H132ZM236 185L237 183H235V186L233 188V191L234 189L236 188ZM17 186V187H18ZM58 186V188H57ZM76 188H75V187ZM3 187V188H2ZM25 187V188H24ZM62 187V188H60ZM137 187V188H135ZM22 188V189H21ZM24 188V189H23ZM72 188V190H71ZM4 184L3 186H1L0 184V196L2 197L0 200H4ZM64 189V190H63ZM133 189V190H132ZM23 190V191H22ZM65 190H67L65 192ZM75 192H74V191ZM137 190V191H136ZM169 190V191H168ZM27 191V192H25ZM72 191V192H70ZM134 191V192H133ZM231 192V195L228 196V199L227 201H230L231 198L233 197L232 195V190L230 191ZM2 193V195H1ZM21 193V194H20ZM24 195H23V194ZM27 193V194H26ZM68 193V194H67ZM75 193V194H73ZM78 193V194H77ZM188 193V194H189ZM67 194V195H66ZM71 194V195H70ZM139 194V195H138ZM177 194V196H176ZM26 195V196H25ZM30 195V196H28ZM76 195V196H75ZM81 195V196H80ZM86 195V196H85ZM90 195V196H89ZM257 195V194H256ZM70 196V197H69ZM140 196V198H139ZM29 199H28V198ZM35 197V198H34ZM67 197V198H66ZM75 197V198H74ZM77 197V198H76ZM79 197V198H78ZM86 197V198H85ZM169 197L171 199H169ZM256 197V196H255ZM23 198V199H22ZM38 200H37V199ZM89 198V199H88ZM92 198V199H91ZM30 199L33 201L30 203ZM82 199V200H81ZM87 199V200H86ZM142 199V200H141ZM185 199V200H184ZM226 199H223V201H221L219 204L222 205L221 206H226L225 208L222 207L224 209V212L228 211V202L227 204L224 203ZM40 200V201H39ZM83 200L86 202H83ZM89 200V201H88ZM172 200V201H171ZM176 200V201H175ZM56 201V202H55ZM58 201V202H57ZM91 203L92 204H88V203ZM93 201V202H92ZM141 201H144L141 203ZM187 201V203H186ZM27 203V204H26ZM29 203V204H28ZM59 203V204H58ZM141 203V204H140ZM190 203V204H188ZM22 204H25V205H22ZM32 204V205H31ZM63 204V205H62ZM88 204V205H87ZM94 204V205H93ZM182 205L184 206V211H181V208L178 209V207H181V206H177V205ZM259 203L258 202H254V208L256 207H260V205H258ZM66 208H65V206ZM97 205V206H96ZM103 205H104V208H103ZM107 207H106V206ZM161 205H164L161 207ZM167 205V207H166ZM192 205V206H191ZM25 206V207H24ZM88 206H91L90 208ZM100 206V207H99ZM99 207V208H98ZM118 207V208H116ZM173 207V208H172ZM208 207V206H207ZM21 208V209H20ZM57 208V210H55ZM157 208V209H156ZM187 208V209H186ZM189 208H190V211H189ZM20 209V210H19ZM53 209V210H51ZM95 209V210H94ZM109 209V210H108ZM186 209V211H185ZM201 209V210H200ZM203 208H199L200 211H202ZM19 210V211H18ZM108 210V211H107ZM147 210V211H145ZM55 211V212H54ZM57 211V212H56ZM96 211V213H95ZM103 211V213H102ZM116 211V212H115ZM119 211V212H118ZM136 211V212H135ZM150 211V212H149ZM166 211V212H165ZM172 211V212H171ZM189 211V212H187ZM195 211V212H194ZM204 212L205 209H203ZM208 211V210H207ZM20 212V213H19ZM23 212V213H22ZM54 212V213H53ZM108 212V213H107ZM132 212V213H131ZM134 212V213H133ZM144 212V213H143ZM146 212V213H145ZM169 212V213H168ZM175 212V213H174ZM177 212V213H176ZM184 212V213H183ZM100 213V214H99ZM168 213V214H167ZM98 214V215H97ZM109 216H108V215ZM140 214V215H139ZM142 214V215H141ZM180 214V215H179ZM47 215V216H46ZM93 215V217H92ZM102 215V216H101ZM157 215V216H156ZM168 215V216H167ZM176 215V216H175ZM186 215V216H185ZM19 216V218H18ZM53 216V218H52ZM55 216V217H54ZM96 216V217H95ZM99 216V217H98ZM123 216V217H122ZM188 216V217H187ZM150 217V218H149ZM167 217V219H166ZM169 217V218H168ZM172 217H174L173 219H171ZM177 217V218H176ZM182 217V218H181ZM221 218H219V223L221 224L220 226H223L221 228L222 232L226 231L229 227L226 219L224 215L220 216ZM78 218V219H77ZM93 218V220H92ZM95 218V219H94ZM113 218V219H112ZM125 218V219H124ZM139 218V219H138ZM142 218V219H140ZM180 218L181 219V222L180 223ZM22 219V220H21ZM50 219V220H49ZM100 219V220H99ZM105 219V220H104ZM108 219V220H107ZM144 219V220H143ZM175 219V221H173ZM178 219V221H177ZM185 219V221H184ZM195 221H193V220ZM200 219V220H199ZM48 220V221H47ZM135 220V221H134ZM148 220V221H147ZM166 220V221H165ZM183 220V221H182ZM197 220V221H196ZM52 221V222H51ZM57 221V222H56ZM74 221V222H73ZM77 221V222H76ZM171 221H172V224H171ZM192 221V222H190ZM48 222V223H46ZM50 222V223H49ZM72 222V223H71ZM103 222H107V224L103 223ZM143 222V223H142ZM157 222V223H156ZM163 222V223H162ZM166 222V223H165ZM169 222V223H168ZM177 222V223H176ZM179 222V223H178ZM195 222V223H194ZM196 222H199L201 223L199 225V223H196ZM226 222V223H225ZM62 223V225H60ZM70 223V224H69ZM74 223V224H73ZM136 223V224H135ZM161 223V224H160ZM188 223V224H187ZM193 223V225H192ZM51 224V225H49ZM106 226H104V225ZM142 224V225H141ZM167 224V225H166ZM178 224V226H176ZM184 224V225H183ZM227 224V225H226ZM25 225V226H24ZM52 225H55L54 229L52 227ZM65 225H68V226H65ZM71 225V226H69ZM77 225V226H76ZM135 225V226H134ZM139 225V226H138ZM153 225V226H152ZM174 225V226H173ZM193 227H191V226ZM197 225V229L194 227ZM199 225V226H198ZM47 226V227H46ZM51 226V228L49 227ZM62 226V227H61ZM120 228H119V227ZM152 226V227H151ZM156 226V227H155ZM158 226V227H157ZM170 226V227H169ZM180 226H183L182 227V230ZM41 227L43 228V230L41 229ZM68 227V228H67ZM72 227V229H71ZM178 227V228H176ZM186 227V228H185ZM188 227V228H187ZM27 228V229H26ZM46 228V230H45ZM66 228V229H65ZM104 228V229H103ZM146 228V229H145ZM158 228V229H157ZM161 228V229H160ZM176 228V229H175ZM180 228V229H179ZM192 228V229H190ZM227 228V229H226ZM22 229V230H21ZM39 229V230H37ZM52 229V230H51ZM164 229V230H163ZM175 229V230H174ZM179 229V230H178ZM194 229V230H193ZM24 230V231H23ZM33 230V231H32ZM42 230V231H41ZM49 230H51L49 232ZM54 230V231H53ZM56 230V231H55ZM63 230V231H62ZM66 230V231H65ZM81 230V231H80ZM145 230V231H144ZM189 230V231H188ZM196 230V231H195ZM198 230V231H197ZM220 230V231H221ZM22 231V232H21ZM37 231V232H36ZM41 231V232H40ZM43 231L46 233L44 236H46L45 238L46 239H42L44 236L43 235ZM74 231V232H73ZM119 231V232H118ZM138 231V232H137ZM178 231V232H176ZM181 231V232H180ZM40 232V233H39ZM58 232H61V233H58ZM191 232V233H190ZM21 233V234H20ZM42 233V235H41ZM71 233V234H69ZM74 233V234H73ZM85 233V234H84ZM165 233V234H164ZM173 233V234H172ZM203 233H208V234H203ZM211 233V234H210ZM1 234V233H0ZM40 234V235H38ZM48 234V235H47ZM61 234V235H59ZM156 236H155V235ZM187 234V235H186ZM21 235V236H20ZM25 235V236H24ZM37 235V236H36ZM52 235V236H51ZM75 235V236H74ZM127 235V236H126ZM200 235V236H199ZM206 235V236H205ZM23 236V238H22ZM35 236V240L33 239ZM39 236V237H38ZM40 236H41V239H40ZM48 236V237H47ZM61 238H60V237ZM79 236V237H78ZM87 236V237H86ZM126 236V237H125ZM132 236V237H131ZM160 236V237H158ZM168 238H167V237ZM177 236V237H175ZM182 236V237H181ZM189 236V237H188ZM210 236V237H209ZM21 237V239L19 238ZM25 237V239H24ZM32 237V238H31ZM37 237V238H36ZM50 237V239H49ZM134 237V238H133ZM164 237V238H163ZM180 237V238H179ZM185 237V238H184ZM205 237V238H204ZM254 236H251V234L249 235V237L246 239L248 241L249 244H244V242H242L240 245H238V243L235 245L236 246V252H237V255L232 258L231 260V263L230 264H238L239 260H240V255L244 254L243 251H246L247 249H260L262 248L264 244H262L261 240H256L255 238H253ZM3 240H2V239ZM29 240H28V239ZM92 238V239H91ZM127 238V240H125ZM133 238V239H132ZM166 238V239H165ZM0 239L3 241L2 244L4 245V248H3V245H1L2 249H6V250H1V254L0 256H2L3 258H6V255L8 253L7 250V245L8 244V241H7V236H3L2 234V237L0 235ZM24 239V240H23ZM33 239V240H32ZM157 239V240H156ZM168 239V240H167ZM178 239V240H177ZM202 239V240H201ZM255 239V240H254ZM19 240V242H18ZM21 240V241H20ZM49 240V241H48ZM52 240V241H50ZM59 240V241H58ZM62 240V241H61ZM83 240V241H82ZM131 240V241H130ZM174 240V241H173ZM200 240V241H199ZM29 241V242H28ZM33 241V242H32ZM87 241V242H86ZM92 241V242H91ZM95 241V242H94ZM100 241V242H98ZM126 241V242H124ZM168 241V242H167ZM43 242V244H42ZM50 242V243H49ZM66 242V243H65ZM102 242V244H101ZM108 242V245H105L107 244ZM124 242V243H123ZM135 242V243H134ZM20 243V244H19ZM36 243V244H35ZM54 245H52V244ZM58 243V244H57ZM60 243V244H59ZM68 243V244H67ZM80 243V244H79ZM83 243V244H82ZM88 243V244H87ZM93 243V244H92ZM111 243V245H109ZM192 243V244H191ZM194 243V244H193ZM199 243H202V244H199ZM262 244V245H259V244ZM1 244V243H0ZM34 244L35 247H33L32 245ZM49 244V245H48ZM51 244V245H50ZM86 244V245H85ZM127 245V252L124 253L123 252V245ZM176 244H177V252H175V248H176ZM189 244V245H188ZM196 244V245H195ZM199 244V245H198ZM39 245V246H37ZM85 245V246H84ZM100 245V246H99ZM122 245V246H121ZM131 245V246H130ZM152 247H151V246ZM154 245V246H153ZM159 245V246H158ZM167 245V247H166ZM190 245H195V246H190ZM201 245V246H200ZM247 245V246H246ZM257 245V247H256ZM261 246V247H258ZM37 246V247H36ZM42 246V247H41ZM46 246V247H45ZM51 246V247H50ZM115 246V247H114ZM118 246V247H117ZM190 246V248H189ZM197 246V247H196ZM49 247V249H47ZM96 247V248H95ZM99 247V248H97ZM104 247V248H103ZM114 247V248H113ZM132 247V248H131ZM146 247V248H145ZM158 247V248H157ZM166 247V248H165ZM169 247V248H168ZM194 247H196L195 249H193ZM199 247V248H198ZM256 247V248H254ZM39 248V250L37 249ZM41 248V249H40ZM51 248V249H50ZM73 249V247H71ZM80 248V249H81ZM95 249H98L99 253L97 252V250L95 251ZM135 248V249H134ZM238 248V249H237ZM69 249V248H68ZM90 249V250H89ZM101 249V250H100ZM108 249V250H107ZM113 249V251L111 250ZM139 249V250H137ZM167 249H172L171 251L167 250ZM190 249V250H189ZM89 250V251H88ZM94 251V252H91V251ZM132 252H131V251ZM147 250V251H146ZM174 250V252H172ZM4 251V252H3ZM25 251V252H24ZM34 251V252H32ZM36 251V252H35ZM49 251V252H48ZM117 251V252H116ZM137 251V252H135ZM149 252L146 254V252ZM168 255H171V257L167 256ZM3 252V254H2ZM6 252V253H5ZM40 252V253H38ZM54 252V253H53ZM90 252V253H89ZM110 252V253H108ZM119 252V253H118ZM159 252V253H158ZM58 253V252H57ZM85 253H88L85 255ZM93 253V254H92ZM95 253V254H94ZM108 253V254H106ZM137 255H136V254ZM5 254V255H4ZM31 254V256H30ZM45 254V255H44ZM54 254V255H52ZM91 256H90V255ZM101 256H99V255ZM104 254V255H103ZM113 254V255H112ZM120 254V255H118ZM126 254V255H125ZM130 257H128V255ZM139 254V255H138ZM144 254V255H143ZM149 254V255H148ZM151 254V256H150ZM175 254V255H173ZM29 257H28V256ZM109 255V256H107ZM111 255V256H110ZM132 255V256H131ZM159 255V256H158ZM38 256V257H37ZM90 256V258L88 257ZM124 256V257H123ZM175 258H174V257ZM263 255L261 254V257L259 259H261L260 261L261 262H264V256L262 257ZM44 257V258H43ZM48 257V258H47ZM56 257V258H54ZM62 259H60V258ZM103 257V258H102ZM105 257V258H104ZM107 257V258H106ZM118 257V258H117ZM119 257H122V258H119ZM130 259H128V258ZM132 257V259H131ZM137 257V258H136ZM140 257V258H139ZM153 259H152V258ZM194 259L195 261H197L198 257L196 256V254H194ZM197 257V258H195ZM29 258V259H27ZM36 258V259H35ZM38 258V259H37ZM47 258V259H46ZM59 258V259H58ZM80 259L81 260V263L80 264H86L85 261H84V258L83 259ZM92 258V259H91ZM101 260L99 261L98 259ZM159 258V259H158ZM24 259V260H23ZM41 259V260H39ZM49 259V260H48ZM56 259V260H55ZM64 259V260H63ZM125 259V260H124ZM135 259V260H134ZM33 260V261H32ZM37 260V261H36ZM63 260V261H62ZM115 260V261H114ZM134 260V262H132ZM157 260V261H156ZM32 261V262H31ZM38 261H41L40 263ZM45 261V262H44ZM47 261V262H46ZM65 261V262H64ZM141 261V262H139ZM155 261V262H154ZM159 261V263H158ZM248 260H245L243 264H246ZM26 262V263H25ZM36 262V263H35ZM64 262V263H63ZM84 262V263H83ZM110 262V263H109ZM131 262V263H130Z\"/></svg>","mask_w":264,"mask_h":264},{"label":"bare ground","instance_id":"2","mask_svg":"<svg viewBox=\"0 0 264 264\" xmlns=\"http://www.w3.org/2000/svg\"><path fill=\"white\" fill-rule=\"evenodd\" d=\"M3 1V0H2ZM6 1V0H5ZM5 1H4V4H5ZM13 1V0H12ZM16 1V0H15ZM19 2H21V0H18ZM40 1V0H39ZM48 1H50V0H48ZM56 3H54V7H58L57 9H60V7H61V9H62V11L64 10V12L65 11H67V12H69V14H70V16L69 17H71V15H72V17L74 18V19H72V20H77L76 21V23H78V21L79 22H81L82 20H85L86 18H84L85 16H86V14H85V12L84 11H82V9H83V7H87L88 9L89 8H91V5H94L95 6V4L98 2L100 5H102L104 8H107L105 11H108V9L109 10H111L112 11V9H113V11H114V9H117V8H113L112 6V4L113 3H115V0H93V1H95L96 3L94 4H92L91 2H92V0L91 1H87L88 3H87V5L89 4V3H91V5L88 7V6H84L83 5V3L84 4H86L85 3V0L83 1L82 0V3L80 2V0H54ZM54 1H51L52 2V4H53V2ZM118 1V0H117ZM117 1H116V4H117ZM119 1H122V3L121 4H123V5H121V6H124L125 7V9H126V11H127V9H131V10H129L130 12L134 9H132V6H133V4H132V2L131 1H129V0H119ZM160 1L161 2V0H147V5H148V7H146L144 10H146L145 12H144V14L143 15H140L141 17L142 16H144V18L146 17V20L148 19H151V20H153V16H152V18H149V16H151L152 15V13L154 12V11H156L155 10V6L161 11V9H162V11L163 10H165V12H166V10L169 12V10H175V11H182V13L183 12H185V13H188V15H189V17H190V20H192L194 23L196 22H199V23H201L202 24V26L204 27V29L207 31L206 32V36L204 37V38H207L208 40H210L211 41V43H213L211 46L213 47L212 49L213 50H210V49H208L209 51H207V49H206V51L203 49V48H199V50H198V53H196V55H195V57L197 58V62H198V69H196L197 70V72H199L201 75L202 74H204V75H207V77H205L206 79H204L205 80V82H203L202 83V85H200L201 86V88L200 87H198V90H202V92L201 93H203V94H201V96L199 97V100H193L192 98H194L192 95H191V93H193V92H191L185 85H183V81L179 84V86L177 87L178 88V90H176L177 91V94H178V97H179V100H178V103H179V108H178V120L179 121H182V123H186V124H188L187 126H189V125H193V124H191L192 122H194L196 119L198 120V118H201V115H203V116H205L206 118H207V122H206V129H204L203 131V133L202 132H197L194 136H195V140H198V141H200V147H199V150H196V152H195V154H194V156H191V157H189L188 156V158H186L185 157V151H187V150H185L186 148H184L183 150H185V151H180L179 153H178V158H176L177 160H178V162H177V166H178V170L179 171H176V173L177 172H179V175H178V179H179V188H178V198L177 199H179V201L177 200V203H179V202H183V197H182V191H185V190H183V186H184V183H183V178L181 177V175H180V172H182L184 169L186 170V176L188 177V181H189V186H187V188L188 189H190L191 190V192L188 194L186 191V193H187V199H188V201L192 204V205H194V207L193 208H198V209H195V210H197V215H199L200 214V216L202 217V218H200V219H202L201 221V223H199V222H196V223H199V225L201 224V227H202V229L203 230H207L208 232L210 231L211 233H213V235L211 234V238L209 239L208 238V240L205 242V241H202L203 242V244L202 243H199V244H202V247H201V249L199 248V249H197L196 250V252H191V251H189V253L188 252H186V250H188V249H186V246H185V244L186 243H184L183 242V240H181V239H177L178 240V254H177V256H178V260L176 261V262H174L173 260L172 261H169V260H167L168 261V263H166V264H230L231 263V260H232V258H234L236 255H237V252H236V244L238 243V245H240L242 242H244V244L246 243V244H249L250 245V243H248V241H249V239L248 240H246L248 237H249V235L251 234V236H254L253 238H255L256 240H261V242H262V244H264V120H262V117H261V120L262 121H259L260 119V117H259V114H260V111H261V116H263L262 115V113L264 114V0H241L240 1V3H239V6H241V8H243L244 9V12H243V14H245L246 15V18H245V16L243 15L242 17H243V19H242V21H240L241 22V25L243 24L242 22H245L246 21V23L248 24V26H251V27H253V26H258L259 28H260V30L258 31V32H260V33H258V34H255V33H253L252 31H250V29H247V31L245 32V34H243L244 35V37H243V35H240L239 36V39L241 40L242 38H244V40L243 41H246L245 43H248L249 44V48H248V53H247V55H248V61L245 63L246 64V66H245V64H244V68H245V70H244V77L246 78V80L245 81H247V83L248 84H250L249 85V87L251 88L252 87V89H254L255 90V93H256V96H255V99H250V100H252V102H248L247 104H248V107L244 110V109H242V110H244V112H240L239 113V108H241L243 105H245V104H243L241 107H239V103H238V101H237V99H236V96H235V85L238 83V79H239V72L242 70L241 69V67H242V65L240 66L239 64H238V61H237V58H236V52H235V50H234V45H233V43L235 42V40H236V38H235V30H234V28H233V25H232V13H231V9H232V5H230L229 4V0H190L191 2H188V1H185V0H165V2L163 1L161 4H158V2ZM1 2V1H0ZM9 2V1H8ZM11 2V1H10ZM7 3L8 5L7 6H10L9 4H11V3ZM36 2H37V0H36ZM143 2V1H142ZM15 3V2H14ZM29 3V2H28ZM38 3L39 2H37L36 4L38 5ZM145 3V4H146ZM1 4V3H0ZM2 4H3V2H2ZM32 4V3H31ZM41 4V3H40ZM51 4V5H52ZM59 5V6H56V5ZM79 4H80V6L82 7V5H83V7H82V9H80L79 8ZM120 4V3H119ZM156 4H158V5H156ZM13 5H16V4H13ZM21 5V4H20ZM33 5V4H32ZM37 5H34L33 7H35V6H37ZM50 5V6H51ZM98 5V4H97ZM100 5H98V6H100ZM112 5V6H111ZM115 5V4H114ZM5 6H6V4H5ZM5 6H3L2 5V7H4V9L7 7H5ZM18 6H19V3H18ZM23 6H24V2H23ZM101 6V7H102ZM135 6V5H134ZM133 6V7H134ZM144 6V5H143ZM0 7H1V5H0ZM11 7V6H10ZM15 7V6H14ZM14 7H13V9H14ZM22 7V6H21ZM30 8H31V6H29ZM41 7H42V5H39V8L41 9ZM93 7V6H92ZM97 6H95V8H96ZM137 7V6H136ZM8 8V7H7ZM16 8V7H15ZM25 8V7H24ZM26 8H27V5H26ZM29 8V9H30ZM100 8V7H99ZM112 8V9H111ZM144 8V7H143ZM240 8V9H241ZM17 9V8H16ZM15 9V10H16ZM19 9H20V6H19ZM19 9H17V10H19ZM21 9H23V8H21ZM28 9V10H29ZM32 9V8H31ZM36 9V8H35ZM38 9V8H37ZM42 9H43V7H42ZM44 9H46V8H44ZM55 9V8H54ZM86 9V8H85ZM85 9H83V10H85ZM102 10H104L103 8H101ZM11 10V12H12V14H13V10L12 9H10ZM27 10V11H28ZM96 10V9H95ZM98 10H100V9H98ZM122 10V9H121ZM135 10H136V8H135ZM143 9L141 8V11H142ZM154 10V11H153ZM0 11H1V9H0ZM3 11V10H2ZM6 11V10H5ZM4 11V12H5ZM23 11H26L25 9L23 10ZM22 11V12H23ZM38 11H39V9H38ZM42 11V14H43V12H45L44 10H41ZM49 11H51V10H49ZM57 11H59V10H57ZM81 11V12H80ZM110 11V12H111ZM137 11V10H136ZM150 11L152 12L151 14H150ZM160 11H158L159 12V14H160ZM172 11V12H173ZM3 12V13H4ZM15 12H19V11H15ZM31 12L33 13V11L31 10ZM64 12H63V14H64ZM67 12L65 13V15L67 14ZM87 12V11H86ZM104 12V11H103ZM132 12H134V11H132ZM139 12H140V9H139ZM157 12V11H156ZM155 12V13H156ZM165 12H164V14H165ZM9 13H10V11H9ZM20 13V12H19ZM41 13V12H40ZM62 13V12H61ZM84 13V14H83ZM108 13H109V11H108ZM115 13V12H114ZM117 14H122V12L121 13H118V11L116 12ZM115 13V14H116ZM134 13H137V12H134ZM171 13V12H170ZM2 14V13H1ZM5 14V13H4ZM11 14V13H10ZM9 14V15H10ZM15 15H16V17H17V14L16 13H14ZM21 14V13H20ZM19 14V15H20ZM24 14V13H23ZM34 14V13H33ZM32 14V15H33ZM37 14V13H36ZM45 14V13H44ZM60 14V13H59ZM101 14H102V12H101ZM110 14V13H109ZM114 14V15H115ZM117 14H116V16H117ZM141 14V13H140ZM150 14V15H149ZM168 14V13H167ZM212 14H214L216 17H217V20L219 21V26H216L215 25V20H214V16L212 15ZM8 15V14H7ZM14 15V16H15ZM26 15H27V17L29 16L28 14H27V12H26ZM31 15V16H32ZM54 15H56V14H54ZM61 15V14H60ZM85 15V16H84ZM95 15V14H94ZM110 15H113L112 14V12H111V14ZM156 15V14H155ZM158 15V14H157ZM163 15V14H162ZM169 15V14H168ZM185 15V14H184ZM2 16V15H1ZM21 16H23V15H21ZM30 16V17H31ZM35 17H36V15H34ZM54 17V16H52V14L51 15H49V17ZM90 16L91 15H89L88 17L90 18ZM119 16V15H118ZM127 16V15H126ZM126 16H125V19H126ZM131 16V15H130ZM133 16V15H132ZM165 16V15H164ZM171 16V15H170ZM4 17V16H3ZM26 17V18H27ZM34 17V18H35ZM38 17H40V16H38ZM42 17V16H41ZM47 17V19H49V17H48V15H47V13L45 14V18ZM50 17V18H51ZM95 17V16H94ZM97 17H98V15H97ZM106 17V16H105ZM128 17H129V15H128ZM156 17V16H155ZM176 17H179V16H176ZM1 18V17H0ZM8 18V17H7ZM12 17H10V19H11ZM23 18V17H22ZM33 18V17H32ZM37 18V17H36ZM35 18V19H36ZM99 18H101V17H99ZM107 18V17H106ZM105 18V19H106ZM110 18H111V16H110ZM118 18V17H117ZM122 18H123V16H122ZM121 18V19H122ZM130 18V17H129ZM136 18H138V17H136ZM164 18V17H163ZM170 18H172V16L170 17ZM9 19V20H10ZM25 19V18H24ZM23 19V20H24ZM29 19V18H28ZM55 19V18H54ZM68 19H70V18H68ZM104 19V18H103ZM173 19V18H172ZM11 20H13V18L11 19ZM19 20V19H18ZM32 20V19H31ZM51 20H53V19H49V21H50V23H48V25L49 24H51ZM55 20H58V19H55ZM55 20L53 21L55 24L57 23V22H55ZM90 20V19H89ZM91 20H93V19H91ZM110 20V19H109ZM127 20H128V18H127ZM134 20V19H133ZM138 20V19H137ZM136 20V21H137ZM169 20V19H168ZM5 21V20H4ZM27 21V20H26ZM35 21V20H34ZM34 21L32 20V22L34 23ZM48 21V22H49ZM60 21V20H59ZM58 21V22H59ZM87 21V20H86ZM112 21V20H111ZM114 21V20H113ZM112 21V22H113ZM115 21H117V20H115ZM118 21H119V19H118ZM126 21V20H125ZM141 20L139 19V22H140ZM156 21V20H155ZM24 22H25V20H24ZM23 22V23H24ZM29 22V21H28ZM52 22V23H53ZM73 24H75L73 21H71ZM83 22V21H82ZM90 22V21H89ZM94 22V23H93ZM91 24H95L94 26H99L98 27V30L99 31H97V32H101V29H99V28H101V26L98 24V23H96V22H98L97 20L95 21H93ZM156 22H158V21H156ZM174 22V21H173ZM192 22V23H193ZM2 23H3V21H2ZM31 23V22H30ZM36 23H38V22H36ZM40 23V22H39ZM42 23V22H41ZM47 23V22H46ZM60 23V22H59ZM58 23V24H59ZM85 23V22H84ZM149 23V22H148ZM190 23V22H189ZM4 24V23H3ZM58 24H57V26H58ZM64 23H62V24H59L60 25V27H61V25H63ZM79 25H80V23H78ZM102 24H104L105 26H106V23H102ZM150 24H153V21H152V23H150ZM169 24V23H168ZM172 24V23H171ZM174 24H176V23H174ZM174 24H172L173 26H174ZM217 25H218V23H216ZM11 25V24H10ZM9 25V26H10ZM37 25V24H36ZM35 25V26H36ZM47 25V24H46ZM76 26H77V24H75ZM82 25V24H81ZM108 26H110L109 24H107ZM139 25V24H138ZM1 26V25H0ZM3 26V25H2ZM7 26V25H6ZM12 26V25H11ZM14 26L16 27V25L14 24ZM17 26H18V24H17ZM53 27L55 26V25H52ZM57 26H56V28H57ZM64 26V25H63ZM92 26V25H91ZM107 26V27H108ZM136 26H137V24H136ZM141 26V25H140ZM146 26V25H145ZM145 26H143L144 28H145ZM194 26H195V24H194ZM214 26H216V28L214 27ZM4 27V26H3ZM8 27V26H7ZM14 27V28H15ZM32 27H34V25H32ZM41 27V26H40ZM59 27V28H60ZM89 27V26H88ZM88 27H86V30H87V28ZM104 27V26H103ZM152 27V26H151ZM167 27V26H166ZM165 27V28H166ZM171 27V26H170ZM36 28H37V26H36ZM48 28H50V26L49 27H47V29ZM52 28V27H51ZM78 28V27H77ZM81 28V27H80ZM89 28H91V27H89ZM88 28V29H89ZM96 28V27H95ZM111 28V27H110ZM110 28H109V30H110ZM113 28H114V26H113ZM113 28L111 29V30H113ZM133 28H135L134 26H133ZM137 28V27H136ZM192 28V27H191ZM194 28V27H193ZM196 28V27H195ZM202 28V27H201ZM240 28H241V26H240ZM257 28V27H256ZM2 29V28H1ZM38 29H39V27H38ZM53 29V28H52ZM51 29V30H52ZM67 29V28H66ZM65 29V30H66ZM84 29H85V25H84ZM93 29H94V27H93ZM93 29H91V30H93ZM104 29V28H103ZM103 29H102V31H103ZM115 29V28H114ZM139 29V28H138ZM187 29H188V27H187ZM4 29H2V31H3ZM10 30V29H9ZM18 30V29H17ZM26 30V29H25ZM33 30V29H32ZM34 30H35V28H34ZM69 30V29H68ZM79 30H81V29H79ZM83 30V29H82ZM90 30V29H89ZM104 30H106V27H105V29ZM110 30V31H111ZM140 30H141V28H140ZM149 29H147V32H149L150 33V31H148ZM159 30V29H158ZM192 30V29H191ZM31 31V30H30ZM54 31V30H53ZM57 31V30H56ZM59 31V30H58ZM64 31V30H63ZM95 31V30H94ZM116 31V30H115ZM132 31V30H131ZM137 31V30H136ZM146 31V30H145ZM165 31H166V29H165ZM184 31V30H183ZM197 31V30H196ZM1 32V31H0ZM10 32V31H9ZM22 32H24V31H22ZM37 32H38V30H37ZM45 32V31H44ZM43 32V33H44ZM50 32V31H49ZM55 32V31H54ZM61 32H62V29L60 30V34H61ZM68 31L66 30V33H67ZM71 33H72V31H70ZM70 32H69V34L68 35H72V34H70ZM78 32V31H77ZM87 32H89V31H87ZM117 32V31H116ZM127 32H129V28H128V31ZM126 32V33H127ZM162 32V31H161ZM256 32V31H255ZM3 33V32H2ZM5 33V32H4ZM12 33V32H11ZM11 33H10V36H11ZM16 33H18V32H16ZM48 33V32H47ZM53 33V32H52ZM65 33V32H64ZM75 33V32H74ZM80 33H82L81 31H80ZM84 34H86L85 33V30H84V32H83ZM102 33V32H101ZM100 33V34H101ZM103 33H106V32H104L103 31ZM109 33V32H108ZM114 33V32H113ZM135 33V32H134ZM149 33H146V32H144V33H142V34H140V36H142L144 39H146L149 43H152V42H154L159 36H158V33H157V31L156 32H153V33H151L150 35H149ZM186 33V36L189 38V41H190V38L193 40V43H194V38H196L197 40L196 41H199L200 42V40H199V37L197 38L196 37V34H194V33H192L191 31H186L185 32ZM202 33H203V31H202ZM24 34V33H23ZM30 34V33H29ZM37 34V33H36ZM42 34V33H41ZM62 34H63V32H62ZM99 34V35H100ZM116 34V33H115ZM119 34V33H118ZM124 34V33H123ZM160 34V33H159ZM183 34V33H182ZM181 34V35H182ZM3 35V34H2ZM14 35V34H13ZM55 35V34H54ZM105 35V34H104ZM111 35V34H110ZM113 35V34H112ZM128 35V34H127ZM166 35V34H165ZM179 35V34H178ZM202 35V34H201ZM25 36V35H24ZM23 36V37H24ZM34 36V38H35V35H33ZM37 36V35H36ZM53 36V35H52ZM56 36H58L57 34H56ZM65 37L66 35H62V37ZM73 36V35H72ZM75 36V35H74ZM77 36V35H76ZM85 36V35H84ZM97 36V35H96ZM126 36V35H125ZM130 36V35H129ZM16 37H17V35H16ZM38 37V36H37ZM49 37H50V35H49ZM64 37L63 38H60V35L58 36V39H56V37H55V39L56 40H58L59 42H60V44H61V46L60 47H63L64 48V50L63 51H65L64 52V54L66 53V55L65 56H67V58L69 59V64H71V63H77V64H73V66H77V68H76V70H74V71H81L80 73H76L78 76V78H79V76H80V78L81 79H78L79 81H77V79L75 80L76 81V83L77 82H80L81 84V88L79 87V89L80 90H82L83 88H86V89H83V90H96L97 89V86L96 85H98V87H101V85H103V84H107L108 82H103V79H102V74H103V72L105 71L106 72V70H105V67L104 66H107V65H104L102 62H101V59H100V57H101V55L100 54H98L100 57H99V59L98 60H96L95 61V59H96V57H94V59L92 58V57H90V58H92L93 59V61H95L94 63H95V65L94 64H90L91 66H89L90 68H86V66H85V68L83 67V69H82V64L84 65L85 63H86V61H84L83 59H80V58H84V56L82 57H79L80 55H84V54H82V51H84L83 49V46H81V45H83V44H81V45H79L78 46V44L80 43V42H78V43H75L74 42V40H79V39H75L74 37V39L73 40H71V42H69L70 41V39L68 40L67 38L69 37H66L65 39H64ZM110 37V36H109ZM127 37V36H126ZM167 37V36H166ZM172 37V36H171ZM170 37V38H171ZM184 36H182V38H183ZM202 37V36H201ZM6 38V37H5ZM32 38V34H31V37H30V39ZM45 38V37H44ZM70 38H71V36H70ZM76 38H80V37H76ZM89 38V37H88ZM87 38V39H88ZM164 38V37H163ZM178 38V37H177ZM23 39H25V38H23ZM39 39H42L41 37L39 38ZM55 39H53V40H55ZM82 39V38H81ZM101 39H102V37H101ZM101 39H99V41L101 40ZM128 39H129V37H128ZM139 39V38H138ZM138 39H136V43H137V41H138ZM143 39V40H144ZM179 39V38H178ZM203 39V38H202ZM0 40H1V37H0ZM11 40V39H10ZM35 40V39H34ZM36 40H37V38H36ZM35 40V41H36ZM51 40V39H50ZM64 40H66L65 42H62V41H64ZM68 40V41H67ZM98 40V39H97ZM106 40H107V38H106ZM131 40V39H130ZM135 40V39H134ZM165 40V39H164ZM188 40V39H187ZM204 40H206V39H204ZM7 41H8V39H7ZM27 41H28V39H27ZM39 41V40H38ZM58 41H56L57 42V44H59L58 43ZM75 43V45H76V47L78 46V48H76V47H73V46H75L74 45V43ZM80 41V40H79ZM102 41V40H101ZM146 41V42H147ZM203 41V40H202ZM3 42V41H2ZM33 42V41H32ZM53 42V41H52ZM55 42V43H56ZM67 42V43H66ZM113 42V41H112ZM140 42V41H139ZM163 42V41H162ZM186 42V41H185ZM6 43V45H7V42H5ZM16 43V42H15ZM15 43H13V44H15ZM25 43V42H24ZM46 43V42H45ZM66 43V44H65ZM91 43H92V41H91ZM102 43V42H101ZM105 43V42H104ZM158 43V42H157ZM188 43V42H187ZM203 43V42H202ZM0 44H1V42H0ZM17 44V43H16ZM26 44V43H25ZM33 44V43H32ZM35 44V43H34ZM56 44V45H57ZM71 44L73 45L72 47H71ZM138 44V43H137ZM145 44V43H144ZM148 44V43H147ZM153 44V43H152ZM192 44V43H191ZM247 44V45H248ZM2 46H3V44H1ZM1 45H0V48H1ZM36 45V44H35ZM44 45V44H43ZM46 45H47V43H46ZM65 45H67L69 48L71 47V48H74V49H68V47H67V50L65 49ZM95 45H97L98 47L100 46V47H104V46H106V44L103 46H101L99 43H95ZM132 45H133V43H132ZM190 45V44H189ZM200 45H202V44H200ZM207 45V44H206ZM7 46H8V48H7ZM6 46V49H10L9 47H11V48H14L13 46H11V43L9 44L8 43V45ZM23 46V45H22ZM38 46V45H37ZM40 46V45H39ZM53 46H55L54 44H53ZM87 46V45H86ZM109 46V45H108ZM112 46V45H111ZM128 46V45H127ZM159 46H162V45H159ZM166 46V45H165ZM203 46V45H202ZM209 46V45H208ZM239 46V45H238ZM17 47V45L15 46V48ZM26 47H29V46H26ZM59 47V46H58ZM99 47V48H100ZM135 47V46H134ZM205 47V46H204ZM14 48V49H15ZM23 48H24V46L21 48L22 49V51H23ZM31 49H33L32 47H30ZM41 48H42V46H41ZM46 48V47H45ZM62 48V49H63ZM148 48V50H149V47H147ZM154 48V47H153ZM198 48V47H197ZM14 49H12L13 51H14ZM17 49V48H16ZM15 49V50H16ZM19 49V51H21L20 50V48H18ZM18 49H17V52H18V54L17 55H19V51H18ZM37 49V48H36ZM36 49H35V52H37V54H38V50L36 51ZM42 49H44V47L42 48ZM50 49V48H49ZM56 49H57V46H56ZM61 49V48H60ZM76 49V50H75ZM86 49V48H85ZM111 49V48H110ZM130 49H131V47H130ZM11 49H10V51H12ZM40 50V49H39ZM77 52V53H75L76 55H78V52L80 51L81 52V54H80V52H79V54L80 55H78L77 57H79V59L78 60H76L75 58H77V57H74V55H72L71 53H73V52H75V51ZM87 50H88V47H87ZM91 49H89L88 51H90ZM94 50V49H93ZM99 50V49H98ZM113 50V49H112ZM150 50H151V48H150ZM149 50V51H150ZM181 50V49H180ZM183 50V49H182ZM1 51V50H0ZM2 51L4 52V46H3V48H2ZM32 51V50H31ZM43 51V50H42ZM72 51V52H71ZM86 51V50H85ZM103 51V50H102ZM102 51H100V52H102ZM106 51V50H105ZM131 51H133L132 49H131ZM144 51H146V50H144ZM148 51V52H149ZM7 52H9V51H7ZM28 51L26 50V53H27ZM34 52V51H33ZM40 52V55H41V51H39ZM46 52V51H45ZM62 52V51H61ZM106 52H108V51H106ZM129 52V51H128ZM127 52V53H128ZM184 52V51H183ZM183 52L182 51H178V53H177V56H178V58L180 59V58H182L183 59ZM238 52V54H239V51H237ZM14 53V52H13ZM21 53H23V52H21ZM26 53H23V54H26ZM43 53H44V51H43ZM42 53V54H43ZM55 53V52H54ZM57 53V52H56ZM94 53H98L97 51L96 52H94ZM117 53V52H116ZM138 53V52H137ZM242 53V52H241ZM12 55L13 56V54L12 53H8V55ZM32 54V53H31ZM37 54H35V55H37ZM45 54V53H44ZM58 54V53H57ZM60 54V53H59ZM62 54H63V52H62ZM87 54H89L88 52H87ZM102 54H104V51L102 52ZM118 54V53H117ZM133 54V53H132ZM152 54V53H151ZM156 54V53H155ZM2 55V58H3V54H1ZM46 55V54H45ZM91 55V54H90ZM92 55H94L93 54V51H92ZM95 55H97V54H95ZM105 55V54H104ZM142 55V54H141ZM16 55H15V53H14V57H15ZM43 56V58H44V55H42ZM48 56V55H47ZM61 56V55H60ZM59 56V57H60ZM65 56H64V58H65ZM72 56V57H71ZM87 56H89V55H87ZM86 56V57H87ZM136 56V55H135ZM158 56V55H157ZM1 57V56H0ZM5 57V56H4ZM11 57V56H10ZM20 57V56H19ZM28 57V56H27ZM39 57V56H38ZM37 57V58H38ZM41 57V56H40ZM74 57V58H73ZM149 57V56H148ZM9 57H7V60L9 61L10 59H8ZM21 58V57H20ZM19 58V59H20ZM34 58V57H33ZM42 58V57H41ZM40 58V59H41ZM45 58H46V56H45ZM48 58V57H47ZM46 58V59H47ZM61 58V57H60ZM63 58V57H62ZM66 58V59H67ZM75 59V60H73V59ZM114 58V57H113ZM6 58H3V60H5ZM21 59H23V56H22V58ZM25 59H27V58H25ZM45 59V60H46ZM73 61H71V60ZM88 59H89V57H88ZM134 59H135V57H134ZM133 59V60H134ZM149 59V58H148ZM175 59V58H174ZM2 60V61H3ZM29 60V59H28ZM27 60V61H28ZM51 60V59H50ZM103 60V59H102ZM117 60V59H116ZM138 60V59H137ZM152 60V59H151ZM150 60V61H151ZM155 60V59H154ZM188 60V59H187ZM6 61V60H5ZM11 61V60H10ZM19 61V60H18ZM16 61L15 63H14V66L15 65H17V66H15V68H17V67H19V66H21L20 65V63H22V61ZM24 61V60H23ZM38 61V60H37ZM44 61V60H43ZM70 61H71V63H70ZM79 61V62H78ZM88 61H90V59L88 60ZM183 61V60H182ZM194 61V60H193ZM1 62V61H0ZM4 62V61H3ZM7 62V61H6ZM40 62H41V60H40ZM45 62V61H44ZM52 62V61H51ZM64 62H68V60H64ZM63 62V63H64ZM92 62V61H91ZM140 62V61H139ZM154 62H156V61H154ZM160 62V61H159ZM179 62V61H178ZM9 63V62H8ZM24 63V62H23ZM29 63H30V61H29ZM35 63V62H34ZM49 63V62H48ZM53 63H55V62H53ZM65 63V64H66ZM78 63H79V66L81 67H79L78 66ZM90 63V62H89ZM93 63V62H92ZM102 63V64H101ZM119 63V62H118ZM143 63V62H142ZM145 63H147V62H145ZM182 63V62H181ZM18 64H19V66H18ZM36 64V63H35ZM38 64V63H37ZM36 64V65H37ZM58 64V63H57ZM56 64V65H57ZM134 64V63H133ZM148 64V63H147ZM183 64V63H182ZM194 64V63H193ZM1 65H2V63H1ZM0 65V66H1ZM8 65V64H7ZM26 65V64H25ZM32 65H33V63H32ZM52 65V64H51ZM72 65V64H71ZM71 65H69V66H67V67H70ZM86 65V64H85ZM88 65V64H87ZM95 66V68L93 67V66ZM103 65V66H102ZM110 65V64H109ZM129 65V64H128ZM140 65V64H139ZM154 65V64H153ZM157 65V64H156ZM155 65V66H156ZM197 65V64H196ZM196 65L194 66V67H196ZM24 66V65H23ZM35 66V65H34ZM48 66H50V65H48ZM64 66V65H63ZM73 66H71V67H73ZM147 66V65H146ZM150 66V65H149ZM24 67H26V66H24ZM62 67V66H61ZM65 67H66V65H65ZM71 67H70V69H71ZM74 67V68H75ZM115 67V66H114ZM140 67V66H139ZM2 68V67H1ZM5 68V70H6V67H4ZM8 68H9V65H8ZM31 68H33V66H31ZM78 68H80V69H78ZM92 68V69H91ZM102 68H103V72H101L102 71ZM116 68V67H115ZM178 68V67H177ZM11 69V68H10ZM19 69H20V67H19ZM25 68H21V71L22 70H24ZM26 69H28V68H26ZM66 69V68H65ZM87 69H90V70H88L87 71ZM112 69V68H111ZM145 69H147V68H145ZM154 69V68H153ZM168 69V68H167ZM7 70H9V69H7ZM17 70V69H16ZM15 70V71H16ZM29 70V69H28ZM36 70V69H35ZM46 70H48V69H46ZM58 70V69H57ZM64 70V69H63ZM67 70V69H66ZM72 70V69H71ZM71 70H69V72L71 71ZM134 70V69H133ZM195 70V71H196ZM51 71H52V69H51ZM55 71V70H54ZM109 71V70H108ZM111 71V70H110ZM109 71V72H110ZM191 71V70H190ZM2 72V71H1ZM11 72V71H10ZM9 72V73H10ZM12 72H14V69H13V71ZM24 72H26V71H24ZM29 72V71H28ZM33 72V71H32ZM35 72H37V71H35ZM50 72V71H49ZM67 72V71H66ZM108 72V73H109ZM163 72V71H162ZM180 72V71H179ZM193 72V71H192ZM211 72V73H210ZM254 72L256 73V75H254ZM6 73V72H5ZM21 73V72H20ZM60 73V72H59ZM61 73H62V71H61ZM112 73H113V70H112ZM115 73V72H114ZM189 73V72H188ZM198 73V74H199ZM208 73V74H207ZM243 73V72H242ZM13 74V73H12ZM16 74V73H15ZM18 74V73H17ZM29 74H31V72H29L28 73V75ZM35 74H37V73H35ZM43 74V73H42ZM69 74V73H68ZM71 74V76H74L75 75V77H76V74L74 73V75H72V73H70ZM80 74V75H79ZM110 74V73H109ZM118 74V73H117ZM161 74V73H160ZM14 75V74H13ZM19 75H25L24 73L23 74H19ZM27 75V77L29 78V76ZM32 75H33V73H32ZM32 75H31V77H32ZM49 75V74H48ZM56 75V74H55ZM65 75V74H64ZM105 75V74H104ZM107 75V74H106ZM105 75V76H106ZM113 75V74H112ZM115 75V74H114ZM197 75V74H196ZM3 76V75H2ZM6 76V75H5ZM17 76V75H16ZM34 76V75H33ZM37 76H38V74H37ZM39 76H41V75H39ZM37 77L38 79L40 78V77ZM42 76H44L45 77V75H42ZM70 76V77H71ZM162 76V75H161ZM4 77V76H3ZM8 77V76H7ZM11 78H12V75L10 76ZM18 77V76H17ZM20 77V76H19ZM67 77H69L68 75H67ZM74 77V78H75ZM137 77V76H136ZM163 77V76H162ZM165 77V76H164ZM204 77V76H203ZM46 78V77H45ZM155 78V77H154ZM1 79V78H0ZM10 79V78H9ZM9 79H8V81H9ZM14 79H15V77H14ZM18 79H20V78H18ZM18 79H17V81H18ZM22 79H24V78H22ZM30 79H32V78H30ZM35 79V78H34ZM33 79V80H34ZM38 79L36 80V81H38ZM53 79V78H52ZM135 79H137V78H135ZM158 79V78H157ZM166 79V78H165ZM168 79V78H167ZM177 79V78H176ZM201 79V78H200ZM203 79V78H202ZM202 79L200 80V81H202ZM2 80V79H1ZM11 80V79H10ZM21 80V79H20ZM54 80V79H53ZM53 80H51L52 82H53ZM63 80V79H62ZM81 80V81H80ZM106 80V79H105ZM154 80V79H153ZM156 80V79H155ZM164 80V79H163ZM170 80V79H169ZM181 80V79H180ZM179 80V81H180ZM68 81V80H67ZM66 81V82H67ZM107 81V80H106ZM135 81V80H134ZM136 81H138V80H136ZM175 81V80H174ZM178 81V80H177ZM13 82V81H12ZM32 82V81H31ZM55 82H56V80H55ZM59 82V81H58ZM85 82V83H84ZM158 82V81H157ZM167 82V81H166ZM7 83V82H6ZM22 83V82H21ZM23 83H24V81H23ZM37 83V82H36ZM48 83V82H47ZM54 83V82H53ZM63 83H64V81H63ZM75 83V84H76ZM82 83L85 85V87H83L82 88ZM133 83V82H132ZM143 83V82H142ZM32 84V83H31ZM38 84H39V82H38ZM37 84V85H38ZM51 84V83H50ZM68 85H69V83H67ZM71 84H72V82H71ZM74 84V85H75ZM138 84V83H137ZM176 84V83H175ZM177 84V85H178ZM199 84V83H198ZM239 84V83H238ZM13 85V84H12ZM46 85V84H45ZM78 85H79V83H78ZM77 85V86H78ZM247 85V84H246ZM27 86H29L28 84H27ZM48 86V85H47ZM58 86H59V84H58ZM66 86V85H65ZM88 86V87H87ZM94 86H95V88H94ZM108 86H109V84H108ZM1 87H3V86H1ZM6 87V86H5ZM12 87V86H11ZM20 87V86H19ZM44 87H46V86H44ZM69 87V86H68ZM75 87V86H74ZM166 87V86H165ZM169 87V86H168ZM197 87V86H196ZM248 87V88H249ZM254 87V88H253ZM13 88V87H12ZM15 88V87H14ZM50 90H51V95H52V92H54V88H53V84L50 86ZM66 88V87H65ZM112 88V87H111ZM162 88V87H161ZM190 88V87H189ZM200 88V89H199ZM23 89V88H22ZM28 89V88H27ZM41 89H43V88H41ZM46 89V88H45ZM49 89V88H48ZM69 89V88H68ZM78 89V88H77ZM79 89L77 90V93H78V91H79ZM106 88H104V90H105ZM169 89V88H168ZM171 89V88H170ZM192 89H194V88H192ZM191 89V90H192ZM196 89V88H195ZM245 89V88H244ZM13 90V89H12ZM29 90V89H28ZM37 90V89H36ZM40 90V89H39ZM74 90V88L72 89V90H70V91H73ZM146 90V89H145ZM174 90V89H173ZM4 91H6L5 89H4ZM15 91V90H14ZM17 91H19V90H17ZM16 91V92H17ZM22 91V90H21ZM25 91V90H24ZM30 91V90H29ZM38 91V90H37ZM45 91V90H44ZM46 91H48V90H46ZM44 92L45 94L47 93V92ZM66 91V90H65ZM64 91V92H65ZM96 91H98V90H96ZM110 91V90H109ZM112 91V90H111ZM165 91V90H164ZM248 91V90H247ZM1 92V91H0ZM60 92H62V90L60 91ZM76 92V91H75ZM75 92H74V94H75ZM90 92V91H89ZM139 92H141V91H139ZM143 92H145V91H143ZM191 92V93H190ZM198 92V91H197ZM14 93V92H13ZM20 93V92H19ZM18 93V94H19ZM24 93V92H23ZM26 93V92H25ZM27 93H29V92H27ZM34 93H36V92H34ZM44 93H43V95H44ZM86 93H88L87 91H86ZM86 93H84V95L86 94ZM92 93V92H91ZM91 93H89V94H91ZM99 93V92H98ZM195 93V92H194ZM252 93V92H251ZM56 94V93H55ZM63 94V93H62ZM72 94H73V92H72ZM94 94V93H93ZM93 94H91L92 95V97H90V98H93L94 99V96H93ZM108 94V93H107ZM111 94V93H110ZM110 94H108L107 96H108V98L107 99H109V95ZM141 94H142V92H141ZM198 94V93H197ZM247 94V93H246ZM250 94V93H249ZM248 94V95H249ZM4 95H5V93H4ZM14 95H15V93H14ZM21 95V94H20ZM19 95V96H20ZM22 95H24V94H22ZM27 95V94H26ZM36 95V94H35ZM41 95V94H40ZM46 95H48V94H46ZM61 95V94H60ZM66 95H67V92L65 93V97H66ZM146 95V94H145ZM149 95V94H148ZM167 95H169V94H167ZM252 95V94H251ZM255 95V94H254ZM11 96V95H10ZM28 96V95H27ZM72 96V95H71ZM78 96V95H77ZM89 96V95H88ZM96 96V95H95ZM102 96V95H101ZM138 96V95H137ZM191 96H192V98H191ZM25 97V96H24ZM52 98H50V102L54 105V101H56L55 99H54V97H53V95L51 96ZM63 97V96H62ZM61 97V98H62ZM75 97V96H74ZM84 97H86V96H84ZM106 97V96H105ZM168 97V96H167ZM1 98H2V96H1ZM7 98V97H6ZM22 98V97H21ZM20 98V99H21ZM31 99H32V96L30 97ZM37 97H35V99H36ZM45 98H47L46 96H45ZM60 98V97H59ZM67 98V97H66ZM96 98V97H95ZM145 98H146V96H145ZM145 98H144V101H138V102H140V104H139V106L137 107L139 110H137L138 111V115H139V117H140V122H139V127H140V132H144L145 133V131H149L148 133L150 134L149 136H145V139L143 140V145H144V148H145V150H143V152L141 153V154H139L138 156V158H137V162H138V165L136 164V162H135V164L137 165V167L135 168L136 170H135V172H134V175H132V177H135L134 179H136V183H134L135 184V186L137 185V187L139 188V190H140V192L139 193H141L142 194V196L141 197H143V200L145 201V204H146V206H144V207H146V209H148V210H154V207H156L160 202H163V201H165V199H167L166 198V196H167V193H169V192H167V177H166V174H164L163 172V168H164V165H165V162H164V158H163V152L161 151V146H163L162 144H161V141H160V139H159V137H158V135H159V132L162 130V128H161V126L159 125L160 123V121H158L159 119H158V115H155L156 113L152 110L153 108H151L150 107V105H148V104H146L145 102H147V101H145ZM149 98V97H148ZM161 98V97H160ZM197 98V97H196ZM9 99H11V98H9ZM41 99V98H40ZM69 99H70V97H69ZM72 99H74V98H72ZM75 99H77V97L75 98ZM102 99V98H101ZM100 99V100H101ZM104 99V98H103ZM141 99H143V98H141ZM169 99V98H168ZM245 99H246V97H245ZM2 100V99H1ZM5 100V99H4ZM33 100V99H32ZM39 100V99H38ZM58 100H60V99H58ZM62 100V99H61ZM63 100H65V99H63ZM98 100V99H97ZM106 100V99H105ZM151 100V99H150ZM15 101V100H14ZM13 101V102H14ZM24 101V100H23ZM22 101V102H23ZM27 101H28V99H27ZM40 101V100H39ZM42 101V100H41ZM73 101H76V100H72L71 102L73 103ZM102 101V100H101ZM110 101V100H109ZM157 101V100H156ZM8 102V101H7ZM9 102H11V101H9ZM21 102V101H20ZM48 101H46L45 100V103H47ZM49 102V103H50ZM65 102V101H64ZM68 102V101H67ZM95 101H93V103H94ZM107 102H108V100H107ZM155 102V101H154ZM158 102V101H157ZM175 102V101H174ZM6 103V102H5ZM19 103V102H18ZM23 103H25V102H23ZM27 103V102H26ZM69 103V102H68ZM72 103L70 104V105H72ZM99 103H100V101H99ZM112 103V102H111ZM1 104V103H0ZM4 104V103H3ZM15 104V103H14ZM17 104V103H16ZM31 104V103H30ZM38 104V103H37ZM56 104H58V102H56ZM60 104H63V102L62 103H60ZM60 104H58V105H60ZM69 104H68V107H70L69 106ZM88 104H90V103H88ZM96 104V103H95ZM103 104V103H102ZM150 104V103H149ZM157 104H159V102L157 103ZM246 104V105H247ZM12 105V104H11ZM31 105H33V104H31ZM41 105V104H40ZM40 105H38V106H40ZM92 105V104H91ZM104 105H106V103L104 104ZM109 104H107V106H108ZM111 105V104H110ZM160 105H161V103H160ZM169 105V104H168ZM257 105H260V106H262V108H263V110H261L260 109V111H259V113H258V119H257V122H255L256 120H255V117L254 116H256V111L254 110V108L257 106ZM1 106H3V105H1ZM0 106V107H1ZM6 106V105H5ZM19 106V105H18ZM22 106V105H21ZM28 106V105H27ZM34 106V105H33ZM37 106V105H36ZM35 106V107H36ZM37 106V107H38ZM61 106V105H60ZM59 106V109H58V111H56V109H55V111H56V114H55V112H54V110H52L51 108L50 109H47L48 110V114H49V110H50V112H51V110H52V112H54V116L55 115H57V112H59V110H60V107ZM156 106V105H155ZM166 106V105H165ZM12 107V106H11ZM29 107V106H28ZM31 107V106H30ZM36 107V108H37ZM48 108V106H47V104H46V106L45 107H43V108ZM52 107V106H51ZM98 108H99V106H97ZM102 107H103V105H102ZM113 107V106H112ZM115 107V106H114ZM158 107V106H157ZM162 107V106H161ZM4 109L6 108V107H3ZM14 108V107H13ZM18 108V107H17ZM24 108V107H23ZM22 108V109H23ZM41 108V107H40ZM53 108V107H52ZM66 108V107H65ZM64 107H62V109H63V112L65 113V109ZM106 108V107H105ZM110 108V107H109ZM115 108H118V107H115ZM115 108H111V109H115ZM165 108V107H164ZM170 108V107H169ZM8 109V108H7ZM10 109V108H9ZM15 109V108H14ZM27 109V108H26ZM33 109V108H32ZM39 109V108H38ZM67 109V108H66ZM90 109V108H89ZM94 109H96V106H95V108ZM93 109V110H94ZM99 109H101V107L99 108ZM107 109V108H106ZM171 109V108H170ZM169 109V110H170ZM259 109V108H258ZM24 110H25V108H24ZM23 110V111H24ZM29 110V109H28ZM35 110V109H34ZM33 110V111H34ZM39 110H41V109H39ZM38 110V111H39ZM91 110V109H90ZM89 110V111H90ZM98 109H96V111H97ZM108 110V109H107ZM112 110V112H110L109 114H111V113H113L114 114V111ZM116 110V109H115ZM168 110V109H167ZM255 111V113H254V111ZM5 111V110H4ZM10 111V110H9ZM18 111V110H17ZM21 111V110H20ZM37 110H36V112L37 113H40V111L38 112ZM43 111V110H42ZM41 111V112H42ZM61 111V110H60ZM96 111H94V112H96ZM99 112H100V110H98ZM97 111V112H98ZM111 111V110H110ZM120 111V110H119ZM118 111V109L116 110V112H115V116H116V114H117V116H118V113H120ZM163 111V110H162ZM35 112V113H36ZM45 112H46V110H45ZM45 112H43V113H45ZM62 112V111H61ZM91 112V111H90ZM164 112V111H163ZM8 113V112H7ZM13 113V112H12ZM17 113V112H16ZM15 113V114H16ZM26 113V112H25ZM47 113V112H46ZM45 113V114H46ZM166 113V112H165ZM177 113V112H176ZM3 114V113H2ZM2 114H1V116H2ZM33 114V113H32ZM48 114H47V116H48ZM52 114V113H51ZM63 116H64V114L63 113H61ZM61 114H60V116H61ZM68 114V113H67ZM86 114H88V113H86ZM96 114V113H95ZM101 114V113H100ZM7 115V114H6ZM5 115V116H6ZM166 115V114H165ZM0 116V119L2 118ZM8 116V115H7ZM6 116V117H7ZM15 116V115H14ZM21 116H24V115H21ZM51 116H53V114L51 115ZM59 116V115H58ZM88 116H91V114L90 115H88ZM92 116H94V114L92 115ZM115 116H113L112 114H111V117H114L115 118ZM169 116V115H168ZM11 117V116H10ZM16 117V116H15ZM18 117V116H17ZM20 117V116H19ZM33 117V116H32ZM99 117H100V115H99ZM101 117H103L104 118V116H102L101 115ZM109 118L110 119V123L112 122L111 120L113 119H111L109 116H106V118ZM173 117V116H172ZM254 117V118H253ZM8 118V117H7ZM27 118V117H26ZM26 118H24V119H26ZM29 118V117H28ZM49 118V117H48ZM51 118V117H50ZM54 118H58V117H54ZM63 118V117H62ZM93 118V117H92ZM103 118H102V120H103ZM106 118H104V119H106ZM107 118V119H108ZM162 118V117H161ZM23 119V118H22ZM30 119V118H29ZM38 119V118H37ZM53 119V118H52ZM66 119V118H65ZM69 119V118H68ZM68 119L66 120V121H68ZM86 119V118H85ZM89 119L90 118H88L87 119V121L89 122ZM99 119V121H100V119L101 118H98ZM106 119V120H107ZM121 119V118H120ZM163 119V118H162ZM2 120H5V119H1L0 121L2 122ZM15 120V119H14ZM28 120V119H27ZM60 120V119H59ZM84 119L82 118V121H83ZM92 120V119H91ZM94 120V119H93ZM101 120V122H103ZM116 120V119H115ZM167 120V119H166ZM7 121V120H6ZM13 121V120H12ZM25 121V120H24ZM38 121V120H37ZM41 121V120H40ZM65 121V122H66ZM81 121V120H80ZM86 121V122H87ZM109 121V120H108ZM119 120H116V121H114V119H113V123H109L110 125H113L114 126V122H115V124L118 122ZM128 121H129V118H128ZM173 121H175L174 120V118H173ZM202 121V120H201ZM0 122V123H1ZM16 122V121H15ZM31 122H32V120H31ZM47 122V121H46ZM84 122V121H83ZM87 122V123H88ZM97 122V121H96ZM96 122L94 123V121H93V123H91V121H90V123L91 124H93V126H94V124H96ZM100 122V123H101ZM105 122V121H104ZM138 122V121H137ZM168 122V121H167ZM197 122H199V121H197ZM196 122V123H197ZM205 122V121H204ZM27 123H29V125H31L30 124V122H26V123H24L25 125L27 124ZM34 123H35V121H34ZM33 123V124H34ZM38 123H39V121H38ZM38 123H36V124H38ZM43 123H45V122H43ZM99 123V124H100ZM181 123V122H180ZM2 124H4L3 122H2ZM2 124H1V126H2ZM10 124V123H9ZM35 124V125H36ZM46 124V123H45ZM83 124V123H82ZM99 124H97V126L99 125ZM102 124V123H101ZM100 124V125H101ZM117 124H119V123H117ZM123 124V123H122ZM122 124H119V126H121ZM186 124H185V126H186ZM6 125V124H5ZM14 125V124H13ZM16 125V124H15ZM39 125V124H38ZM56 125V124H55ZM60 125H62V124H60ZM80 125V124H79ZM88 125V124H87ZM86 125V126H87ZM104 125V124H103ZM107 126H108V124H106ZM134 125V124H133ZM239 125H241L242 127H244L246 130L245 131H247L246 133V138L244 139L243 137H241V133H239ZM4 126V125H3ZM12 126V125H11ZM10 126V127H11ZM22 126H24V125H22ZM28 126V125H27ZM32 126V125H31ZM48 126V125H47ZM53 126V125H52ZM63 126V125H62ZM96 126V125H95ZM94 126V127H95ZM137 126V125H136ZM162 126H163V123H162ZM170 126H172V125H170ZM240 126V127H241ZM8 127V126H7ZM9 127V128H10ZM18 127V126H17ZM30 127V126H29ZM28 127V128H29ZM53 127H55V126H53ZM58 127V126H57ZM60 127V126H59ZM64 127V126H63ZM102 127V126H101ZM109 128H108V130H110V126H108ZM112 127V126H111ZM114 127H116V126H114ZM122 127V126H121ZM120 127V128H121ZM130 127V126H129ZM183 127V126H182ZM241 127V128H242ZM12 128H14L13 126H12ZM11 128V129H12ZM25 128V127H24ZM27 128V127H26ZM39 128V127H38ZM82 128V127H81ZM86 128V127H85ZM93 128V127H92ZM97 128V127H96ZM95 128V129H96ZM98 128L100 129V126H98ZM103 128H104V126H103ZM107 128V127H106ZM132 128V127H131ZM167 128V127H166ZM30 129H31V127H30ZM60 129V128H59ZM87 129H89V128H87ZM98 129V130H99ZM114 130H117V127H116V129L115 128H113ZM113 129H111V133H112V131H113ZM133 129V128H132ZM172 129V128H171ZM234 129H238V131L236 132V131H234ZM1 130V129H0ZM3 130V129H2ZM8 130H10V129H8ZM17 130V129H16ZM24 130V129H23ZM49 130V129H48ZM48 130H46L45 132H47ZM52 130V127H51V129H50V131ZM85 130V129H84ZM121 130V129H120ZM138 130V131H139ZM35 131V130H34ZM78 131H80V130H78ZM187 131V130H186ZM189 131V130H188ZM244 131V130H243ZM19 132V131H18ZM25 132V131H24ZM23 132V133H24ZM55 132V131H54ZM82 132V131H81ZM86 132V131H85ZM85 132H83V133H85ZM103 132V131H102ZM106 132H108L107 131V129H106ZM109 132V133H110ZM114 132V131H113ZM136 132V131H135ZM164 132H166V131H164ZM171 132V131H170ZM196 132V131H195ZM194 132V133H195ZM1 133V132H0ZM15 133V132H14ZM13 133V134H14ZM22 133V132H21ZM20 133V134H21ZM91 134H93L92 132H90ZM99 133H100V131H99ZM99 133H98V135H99ZM105 133V132H104ZM110 133V134H111ZM118 133H120L119 131H118ZM143 133V134H144ZM173 133V132H172ZM7 134V133H6ZM26 134V133H25ZM24 134V135H25ZM31 134H32V132H31ZM34 134V133H33ZM41 134V133H40ZM44 134V133H43ZM61 134H62V130H61ZM109 134V135H110ZM113 135H114V133H112ZM111 134V135H112ZM142 134V133H141ZM142 134V135H143ZM185 134V129H183V130H181V131H179L178 132V136L180 135V136H183ZM190 134V133H189ZM0 135H3V133L2 134H0ZM85 135V134H84ZM87 135V134H86ZM85 135V136H86ZM96 134H94V137H96L95 136ZM97 135V136H98ZM104 137H102L101 136V140H102V138H104V140H105V135L104 134H102ZM108 135V136H109ZM111 135H110V137H111ZM113 135H112V138H113ZM120 135V134H119ZM10 136H11V138H10ZM10 136H2V138H1V140L3 141V142H5V144H7L6 145V147L7 148H10L11 150H10V152H14L13 151V149H17L16 147L14 148V141H15V139H13V141H12V138L15 136V135H13V137H12V134H11V132H10ZM19 136V135H18ZM59 136H61V135H59ZM92 136V135H91ZM139 136H140V133H139ZM175 136V135H174ZM5 137V138H4ZM41 137V136H40ZM50 137V136H49ZM54 137V136H53ZM81 137H82V135H81ZM90 137V136H89ZM99 137V136H98ZM110 137H106V138H108V140L109 139H111ZM117 137V136H116ZM115 137V138H116ZM138 137V136H137ZM189 137V136H188ZM191 137V136H190ZM214 137V138H213ZM16 138V137H15ZM28 138H30V137H28ZM32 138V137H31ZM65 138V137H64ZM80 138V137H79ZM83 138H85V137H83ZM87 138V137H86ZM91 138V140L93 139L92 137H90ZM115 138H114V140H115ZM37 139V138H36ZM42 139V138H41ZM54 139V138H53ZM58 139V138H57ZM96 139H98V138H96ZM139 139V138H138ZM137 139V140H138ZM142 139H143V137H142ZM179 139V138H178ZM240 139H242V140H240ZM16 140H18V139H16ZM21 141H22V138L20 139ZM35 140V139H34ZM43 140V139H42ZM56 140V139H55ZM76 140V139H75ZM78 140H81V138L80 139H78ZM88 140H90V139H88ZM90 140V141H91ZM95 140V139H94ZM104 140H102V141H104ZM114 140H112L111 139V142L113 141V143H117V141L119 140V139H116L117 141L115 142ZM20 141V142H21ZM87 141V140H86ZM85 141V142H86ZM101 141V142H102ZM181 141V140H180ZM183 141V140H182ZM197 141V142H198ZM24 142V141H23ZM27 142V141H26ZM39 142V141H38ZM41 142V141H40ZM46 142V141H45ZM50 142V141H49ZM51 142H52V140H51ZM53 142H55V141H53ZM61 142V141H60ZM76 142V141H75ZM74 142V143H75ZM85 142H84V144H85ZM97 142H98V140H97ZM107 142V140L105 141V143ZM109 142H110V140H109ZM108 142V143H109ZM139 142V141H138ZM142 142V141H141ZM29 143V142H28ZM57 143V142H56ZM92 143V142H91ZM112 143V144H113ZM180 143V142H179ZM16 144H17V142H16ZM23 145H24V143H22ZM50 144V143H49ZM55 144V143H54ZM64 144V143H63ZM79 144H82V143H78L77 145L79 146ZM83 144V145H84ZM97 144V143H96ZM102 144V143H101ZM120 144V143H119ZM199 144V143H198ZM252 144H255L256 146H257V148H258V154H259V159H257V162L255 161V163H254V160H253V157H254V154H255V150L253 149L254 148V146H253V148H252ZM22 145V146H23ZM26 145V144H25ZM40 145V144H39ZM38 145V146H39ZM83 145H80V147L81 146H83ZM88 145H89V143H88ZM91 145V144H90ZM103 145V144H102ZM116 145V144H115ZM115 145L113 144V146L115 147ZM142 145V146H143ZM185 145V144H184ZM27 146V145H26ZM30 146V145H29ZM32 146V145H31ZM46 146H47V144H46ZM55 146V145H54ZM63 146V145H62ZM104 146V145H103ZM138 146V145H137ZM170 146V145H169ZM33 147V146H32ZM85 147V146H84ZM92 147V146H91ZM90 147V148H91ZM105 147V146H104ZM107 147H108V145H107ZM184 146H182V148H183ZM187 147V146H186ZM23 148H25V147H23ZM81 148H83V147H81ZM85 148H87V147H85ZM98 148H99V146H98ZM109 148H111V145H109ZM118 148H119V146H118ZM135 148V147H134ZM144 148H142V149H144ZM165 148V147H164ZM167 148H168V146H167ZM256 148V149H257ZM6 149V148H5ZM20 149V148H19ZM92 149V148H91ZM107 149V148H106ZM4 150V149H3ZM7 150V149H6ZM9 150V149H8ZM23 151H24V149H22ZM21 150V151H22ZM29 150V149H28ZM31 150V149H30ZM101 150H102V147H101ZM117 150V149H116ZM119 150V149H118ZM117 150V152H119ZM192 150V149H191ZM16 151H18L19 152V150H16ZM105 151V150H104ZM103 151V152H104ZM110 151H114V149L113 150H111L110 149ZM138 151V150H137ZM168 151V150H167ZM17 152V153H18ZM25 152V151H24ZM28 152V151H27ZM56 152V151H55ZM139 152V151H138ZM170 152V151H169ZM192 152V151H191ZM194 152V151H193ZM15 153V152H14ZM14 153H12V154H14ZM47 153V152H46ZM58 153V152H57ZM108 153H109V151H108ZM171 153V152H170ZM30 154V153H29ZM60 154V153H59ZM105 154V153H104ZM174 154V153H173ZM193 154H191V155H193ZM15 155V154H14ZM33 155V154H32ZM36 155H38V156H42L43 157V155L42 154H40L39 155V153L38 154H36ZM46 155V154H45ZM110 155V154H109ZM171 155V154H170ZM187 155V154H186ZM256 155V154H255ZM17 155H15V157H16ZM27 156V155H26ZM164 156H165V154H164ZM48 157V156H47ZM57 157H58V155H57ZM60 157V156H59ZM107 157V156H106ZM111 157V156H110ZM115 157V156H114ZM116 157H117V155H116ZM177 157V156H176ZM1 158V157H0ZM17 158V157H16ZM119 158V157H118ZM186 158V159H185ZM14 159V158H13ZM52 159V158H51ZM50 159V160H51ZM175 159V158H174ZM207 160V169H203V168H200V164L202 163V161H204V160ZM1 160V159H0ZM16 160H18V159H16ZM21 160V159H20ZM47 160H48V158H47ZM53 160V159H52ZM59 160V159H58ZM66 160V159H65ZM112 160H113V158H112ZM117 160V159H116ZM135 160V159H134ZM12 161V160H11ZM10 161V166H9V163H8V161H7V163H8V165H6V168H5V170L3 169L4 167H3V165H1V163H0V181L2 182V183H0L1 184V186H3V184H4V195H2V193H1V195L2 196H4V200H0V235H1V237H2V234H3V236L5 235V236H7V241H8V244L9 245H7L8 247H7V249H9V250H7L8 251V253H7V255H6V258H3L2 256H0V264H16V255L14 254V252H13V248H15V244L17 243V238H18V236H19V232H18V222L16 221V213H17V209L19 208L18 206L19 205H21V204H19L18 205V193H19V190H18V188H20L19 186L21 185L20 183V178H22V176L20 177V173H21V175H22V172H20L21 171V168L23 169V166H21V168L19 167V160L17 161L18 162V164H17V162L15 163V162H11ZM14 161V160H13ZM29 162H31L32 160H28ZM64 161V160H63ZM133 161V160H132ZM21 162H24V161H21ZM20 162V163H21ZM204 162H206V161H204ZM5 163H6V160H5ZM25 163V162H24ZM27 163V162H26ZM25 163V164H26ZM34 163V162H33ZM39 163V162H38ZM49 163V162H48ZM61 163V162H60ZM3 164V163H2ZM23 164V163H22ZM167 164V163H166ZM21 165V164H20ZM34 165H36L35 163H34ZM33 165V167H35ZM41 165H42V163H41ZM170 165V164H169ZM252 165H254L255 167V171L252 173L250 170H248L247 169V166L249 167V166H251V167H253ZM40 166V165H39ZM56 166V165H55ZM59 166V165H58ZM66 166V165H65ZM166 166V165H165ZM176 166V165H175ZM31 167H32V165H31ZM30 167V168H31ZM51 167V166H50ZM62 167V166H61ZM130 167V166H129ZM29 168V167H28ZM38 168V167H37ZM44 168H45V166H44ZM131 168V167H130ZM31 169H34V168H31ZM68 169H69V167H68ZM201 169V170H200ZM26 170V169H25ZM53 170V169H52ZM59 170V169H58ZM61 170V169H60ZM123 170V169H122ZM166 170H167V168H166ZM176 170V169H175ZM27 171H28V173H31V171H29L28 169H27ZM163 171V172H162ZM171 171V170H170ZM57 172V171H56ZM183 172H185V171H183ZM182 172V173H183ZM65 173V172H64ZM106 173V172H105ZM124 173V172H123ZM130 173V172H129ZM23 174L25 175V173H24V171H23ZM34 174V173H33ZM57 174V173H56ZM59 174V173H58ZM66 174V173H65ZM175 174V173H174ZM28 175V174H27ZM34 175H36V174H34ZM34 175H32V176H34ZM61 175V174H60ZM62 175H63V173H62ZM61 175V176H62ZM67 175V174H66ZM176 175V174H175ZM183 175V174H182ZM31 176V175H30ZM37 176V175H36ZM64 176V175H63ZM76 176V175H75ZM185 176V177H186ZM24 177V176H23ZM25 177H26V175H25ZM28 177H29V175H28ZM37 177H39V176H37ZM33 178V177H32ZM36 178V177H35ZM76 178H77V176H76ZM169 178V177H168ZM25 179V178H24ZM26 179H31L30 177L29 178H26ZM187 179V178H186ZM4 180H5V182H4ZM37 180V179H36ZM35 180V181H36ZM175 180V179H174ZM21 181H23L22 179H21ZM25 182L24 183H26V180H24ZM29 181V180H28ZM34 181V180H33ZM34 181V182H35ZM39 181V180H38ZM54 181V180H53ZM41 182V181H40ZM65 182V181H64ZM17 183V184H16ZM18 183L20 184L19 186H18ZM28 183V182H27ZM29 183H31L30 181H29ZM33 183V182H32ZM37 183V182H36ZM54 183V182H53ZM133 183V182H132ZM169 183V182H168ZM235 183H237V185H236V188L234 189V191H233V188H234V186H235ZM74 184V183H73ZM28 185V184H27ZM29 185H31V184H29ZM38 185V184H37ZM58 185V184H57ZM60 185V184H59ZM18 186V187H17ZM22 186V185H21ZM24 186V185H23ZM34 186V185H33ZM54 186V184L52 185V187ZM62 186V185H61ZM133 186V185H132ZM75 187V186H74ZM137 187H135V188H137ZM3 188V187H2ZM25 188V187H24ZM23 188V189H24ZM57 188H58V186H57ZM60 188H62V187H60ZM76 188V187H75ZM22 189V188H21ZM64 190V189H63ZM71 190H72V188H71ZM133 190V189H132ZM232 190V198H231V200L230 201H227L228 199H226V198H228V196L229 195H231V191ZM23 191V190H22ZM67 190H65V192H66ZM74 191V190H73ZM137 191V190H136ZM169 191V190H168ZM25 192H27V191H25ZM70 192H72V191H70ZM75 192V191H74ZM134 192V191H133ZM21 194V193H20ZM23 194V193H22ZM27 194V193H26ZM68 194V193H67ZM66 194V195H67ZM73 194H75V193H73ZM78 194V193H77ZM257 194V195H256ZM24 195V194H23ZM71 195V194H70ZM139 195V194H138ZM26 196V195H25ZM28 196H30V195H28ZM76 196V195H75ZM81 196V195H80ZM86 196V195H85ZM90 196V195H89ZM176 196H177V194H176ZM184 196V195H183ZM256 196V197H255ZM70 197V196H69ZM185 197V196H184ZM2 197L0 196V199H1ZM28 198V197H27ZM30 198H31V196H30ZM35 198V197H34ZM67 198V197H66ZM75 198V197H74ZM77 198V197H76ZM79 198V197H78ZM86 198V197H85ZM139 198H140V196H139ZM23 199V198H22ZM29 199V198H28ZM37 199V198H36ZM89 199V198H88ZM92 199V198H91ZM169 199H171L170 197H169ZM223 199H226V200H224L225 202L224 203H226L227 204V202H228V205H227V207L229 208L228 209V211H226V212H224V209L222 208V207H224V206H221L219 203L221 202V201H223ZM38 200V199H37ZM82 200V199H81ZM87 200V199H86ZM142 200V199H141ZM185 200V199H184ZM40 201V200H39ZM89 201V200H88ZM144 201H141V203L142 202H144ZM172 201V200H171ZM176 201V200H175ZM31 202H33L31 199H30V203ZM56 202V201H55ZM58 202V201H57ZM83 202H85L84 200H83ZM93 202V201H92ZM181 202V203H182ZM219 202V203H218ZM254 202L256 203V202H258L259 204L258 205H260V207L258 208V207H256V208H254L255 206H254ZM86 203V202H85ZM140 203V204H141ZM186 203H187V201H186ZM190 203H188V204H190ZM27 204V203H26ZM29 204V203H28ZM59 204V203H58ZM89 205L90 204H92L91 203V201H90V203H88ZM87 204V205H88ZM160 204H164V202L163 203H160ZM22 205H25V204H22ZM32 205V204H31ZM63 205V204H62ZM94 205V204H93ZM177 205V204H176ZM191 205V206H192ZM65 206V205H64ZM97 206V205H96ZM106 206V205H105ZM162 206H164V205H161V207ZM177 206H181V207H178V209L179 208H181V211H184V206H183V204L182 205H177ZM208 206V207H207ZM25 207V206H24ZM89 208L91 207V206H88ZM100 207V206H99ZM98 207V208H99ZM107 207V206H106ZM165 207V206H164ZM166 207H167V205H166ZM226 207V206H225ZM224 207V208H225ZM65 208H66V206H65ZM103 208H104V205H103ZM116 208H118V207H116ZM168 208V207H167ZM173 208V207H172ZM199 208H203V209H205V211L206 212H204L203 211V209H202V211H200L199 210ZM21 209V208H20ZM19 209V210H20ZM157 209V208H156ZM187 209V208H186ZM186 209H185V211H186ZM18 210V211H19ZM51 210H53V209H51ZM55 210H57V208L55 209ZM95 210V209H94ZM109 210V209H108ZM107 210V211H108ZM153 210L151 211V213L153 212ZM208 210V211H207ZM145 211H147V210H145ZM189 211H190V208H189ZM189 211H187V212H189ZM55 212V211H54ZM53 212V213H54ZM57 212V211H56ZM116 212V211H115ZM119 212V211H118ZM136 212V211H135ZM148 212V211H147ZM150 212V211H149ZM166 212V211H165ZM172 212V211H171ZM195 212V211H194ZM20 213V212H19ZM23 213V212H22ZM95 213H96V211H95ZM102 213H103V211H102ZM108 213V212H107ZM132 213V212H131ZM134 213V212H133ZM144 213V212H143ZM146 213V212H145ZM154 213V212H153ZM169 213V212H168ZM167 213V214H168ZM175 213V212H174ZM177 213V212H176ZM184 213V212H183ZM18 214V213H17ZM100 214V213H99ZM19 215V214H18ZM98 215V214H97ZM108 215V214H107ZM110 215V214H109ZM108 215V216H109ZM140 215V214H139ZM142 215V214H141ZM180 215V214H179ZM225 216L226 218H224V219H226V221H227V223H228V225H229V227H228V229L224 232H222V230H221V228L223 227V226H220L221 224L219 223V218H221L220 216ZM47 216V215H46ZM102 216V215H101ZM157 216V215H156ZM168 216V215H167ZM176 216V215H175ZM186 216V215H185ZM55 217V216H54ZM92 217H93V215H92ZM96 217V216H95ZM99 217V216H98ZM123 217V216H122ZM188 217V216H187ZM18 218H19V216H18ZM52 218H53V216H52ZM150 218V217H149ZM169 218V217H168ZM174 217H172L171 219H173ZM177 218V217H176ZM182 218V217H181ZM78 219V218H77ZM95 219V218H94ZM113 219V218H112ZM125 219V218H124ZM139 219V218H138ZM140 219H142V218H140ZM166 219H167V217H166ZM178 219H180V218H178ZM178 219H177V221H178ZM199 219V220H200ZM22 220V219H21ZM50 220V219H49ZM92 220H93V218H92ZM100 220V219H99ZM105 220V219H104ZM108 220V219H107ZM144 220V219H143ZM193 220V219H192ZM48 221V220H47ZM135 221V220H134ZM148 221V220H147ZM166 221V220H165ZM173 221H175V219L173 220ZM183 221V220H182ZM184 221H185V219H184ZM193 221H195V220H193ZM197 221V220H196ZM52 222V221H51ZM57 222V221H56ZM74 222V221H73ZM77 222V221H76ZM190 222H192V221H190ZM46 223H48V222H46ZM50 223V222H49ZM72 223V222H71ZM104 224L106 223L107 224V222H103ZM143 223V222H142ZM157 223V222H156ZM163 223V222H162ZM166 223V222H165ZM169 223V222H168ZM177 223V222H176ZM179 223V222H178ZM180 223H182L181 222V219H180ZM195 223V222H194ZM226 223V222H225ZM70 224V223H69ZM74 224V223H73ZM103 224V225H104ZM136 224V223H135ZM161 224V223H160ZM171 224H172V221H171ZM188 224V223H187ZM49 225H51V224H49ZM60 225H62V223L60 224ZM142 225V224H141ZM167 225V224H166ZM184 225V224H183ZM192 225H193V223H192ZM198 225V226H199ZM227 225V224H226ZM25 226V225H24ZM65 226H68V225H65ZM69 226H71V225H69ZM77 226V225H76ZM105 226V225H104ZM135 226V225H134ZM139 226V225H138ZM153 226V225H152ZM151 226V227H152ZM174 226V225H173ZM176 226H178V224L176 225ZM191 226V225H190ZM47 227V226H46ZM50 228H51V226H49ZM52 227H53V229H54V227H55V225H52ZM62 227V226H61ZM106 227V226H105ZM119 227V226H118ZM156 227V226H155ZM158 227V226H157ZM170 227V226H169ZM181 227V229L180 230H182V227L183 226H180ZM191 227H193V226H191ZM195 228L197 227V225L196 226H194ZM68 228V227H67ZM120 228V227H119ZM176 228H178V227H176ZM175 228V229H176ZM186 228V227H185ZM188 228V227H187ZM27 229V228H26ZM41 229L43 230V228L41 227ZM66 229V228H65ZM71 229H72V227H71ZM104 229V228H103ZM146 229V228H145ZM158 229V228H157ZM161 229V228H160ZM174 229V230H175ZM178 229V230H179ZM190 229H192V228H190ZM197 229V228H196ZM22 230V229H21ZM37 230H39V229H37ZM41 230V231H42ZM45 230H46V228H45ZM52 230V229H51ZM51 230H49V232L51 231ZM164 230V229H163ZM194 230V229H193ZM221 230V231H220ZM24 231V230H23ZM33 231V230H32ZM40 231V232H41ZM54 231V230H53ZM56 231V230H55ZM63 231V230H62ZM66 231V230H65ZM81 231V230H80ZM145 231V230H144ZM189 231V230H188ZM196 231V230H195ZM198 231V230H197ZM22 232V231H21ZM37 232V231H36ZM39 232V233H40ZM74 232V231H73ZM119 232V231H118ZM138 232V231H137ZM176 232H178V231H176ZM181 232V231H180ZM58 233H61V232H58ZM191 233V232H190ZM21 234V233H20ZM46 233L43 231V235H42V233H41V235L42 236H44ZM69 234H71V233H69ZM74 234V233H73ZM85 234V233H84ZM165 234V233H164ZM173 234V233H172ZM203 234H208V233H203ZM38 235H40V234H38ZM48 235V234H47ZM59 235H61V234H59ZM155 235V234H154ZM187 235V234H186ZM21 236V235H20ZM25 236V235H24ZM37 236V235H36ZM52 236V235H51ZM62 236V235H61ZM75 236V235H74ZM127 236V235H126ZM125 236V237H126ZM156 236V235H155ZM200 236V235H199ZM206 236V235H205ZM34 238V240H35V236H33ZM39 237V236H38ZM46 236H44L42 239L44 240V239H46L47 240V238H45ZM48 237V236H47ZM60 237V236H59ZM79 237V236H78ZM87 237V236H86ZM132 237V236H131ZM158 237H160V236H158ZM167 237V236H166ZM175 237H177V236H175ZM182 237V236H181ZM189 237V236H188ZM210 237V236H209ZM20 239H21V237H19ZM22 238H23V236H22ZM32 238V237H31ZM37 238V237H36ZM61 238V237H60ZM134 238V237H133ZM132 238V239H133ZM164 238V237H163ZM168 238V237H167ZM180 238V237H179ZM185 238V237H184ZM205 238V237H204ZM258 238V239H257ZM2 239V238H1ZM0 239V254H1V250H6V249H2V247H1V245H3L2 244V240L4 239H2L1 240ZM24 239H25V237H24ZM23 239V240H24ZM28 239V238H27ZM32 239V240H33ZM40 239H41V236H40ZM41 239V240H42ZM49 239H50V237H49ZM92 239V238H91ZM166 239V238H165ZM254 239V240H255ZM29 240V239H28ZM125 240H127V238L125 239ZM157 240V239H156ZM168 240V239H167ZM202 240V239H201ZM21 241V240H20ZM45 241V240H44ZM49 241V240H48ZM50 241H52V240H50ZM59 241V240H58ZM62 241V240H61ZM83 241V240H82ZM131 241V240H130ZM174 241V240H173ZM185 241V240H184ZM200 241V240H199ZM18 242H19V240H18ZM29 242V241H28ZM33 242V241H32ZM87 242V241H86ZM92 242V241H91ZM95 242V241H94ZM98 242H100V241H98ZM124 242H126V241H124ZM123 242V243H124ZM168 242V241H167ZM185 242H189V241H185ZM50 243V242H49ZM66 243V242H65ZM73 243H75V242H73ZM72 242H71V244L70 245H72V246H67V248H64V246L63 245H59V246H56L55 245V247H57L56 249L58 250L57 252L55 251V253H56V255L58 254V256H59V254L61 255V256H65L66 258V261H68L67 263L68 264H80L81 263V258H82V256H84V252H86L87 250H85L86 248V244L84 245L85 247V249L84 248H79V246L77 247V245L78 244H73ZM135 243V242H134ZM18 244V243H17ZM20 244V243H19ZM36 244V243H35ZM42 244H43V242H42ZM52 244V243H51ZM50 244V245H51ZM58 244V243H57ZM60 244V243H59ZM68 244V243H67ZM80 244V243H79ZM83 244V243H82ZM88 244V243H87ZM93 244V243H92ZM101 244H102V242H101ZM177 244H176V248H175V250L177 249ZM192 244V243H191ZM194 244V243H193ZM198 244V245H199ZM243 244V243H242ZM259 244V243H258ZM262 244H259V245H262ZM49 245V244H48ZM53 245V244H52ZM105 245H108V242H107V244H105ZM109 245H111V243L109 244ZM189 245V244H188ZM196 245V244H195ZM195 245H190V246H195ZM258 245V247H261V246H259ZM33 247H35L34 246V244L32 245ZM37 246H39V245H37ZM36 246V247H37ZM54 246V245H53ZM100 246V245H99ZM122 246V245H121ZM131 246V245H130ZM151 246V245H150ZM154 246V245H153ZM159 246V245H158ZM190 246H189V248H190ZM201 246V245H200ZM247 246V245H246ZM263 247L262 248H260V249H258V248H256L257 247V245H256V247H254V248H256V249H247L246 251H243L244 252V254L242 255H240V260H239V262H238V264H243L244 263V261L245 260H248L247 261V263L246 264H264V262H261L260 260L261 259H259L260 257H261V254L264 256V245H262ZM42 247V246H41ZM46 247V246H45ZM51 247V246H50ZM71 247H73V249L71 248ZM115 247V246H114ZM113 247V248H114ZM118 247V246H117ZM152 247V246H151ZM166 247H167V245H166ZM165 247V248H166ZM197 247V246H196ZM196 247H194L193 249H195ZM3 248H4V245H3ZM69 248V249H68ZM96 248V247H95ZM94 248V250L96 251L97 250V252L99 253V251H98V249H95ZM97 248H99V247H97ZM104 248V247H103ZM132 248V247H131ZM146 248V247H145ZM158 248V247H157ZM169 248V247H168ZM37 249V248H36ZM41 249V248H40ZM47 249H49V247L47 248ZM51 249V248H50ZM123 252L124 253H126L127 252V245L125 244V245H123ZM135 249V248H134ZM238 249V248H237ZM37 250H39V248L37 249ZM90 250V249H89ZM88 250V251H89ZM101 250V249H100ZM108 250V249H107ZM112 251H113V249H111ZM137 250H139V249H137ZM167 250H169V249H167ZM172 249H170L169 251H171ZM190 250V249H189ZM131 251V250H130ZM147 251V250H146ZM145 251V252H146ZM4 252V251H3ZM3 252H2V254H3ZM25 252V251H24ZM32 252H34V251H32ZM36 252V251H35ZM49 252V251H48ZM91 252H94L93 250L91 251ZM117 252V251H116ZM132 252V251H131ZM135 252H137V251H135ZM165 252V251H164ZM172 252H174V250L172 251ZM175 252H177V250L175 251ZM174 252V253H175ZM6 253V252H5ZM38 253H40V252H38ZM54 253V252H53ZM90 253V252H89ZM108 253H110V252H108ZM108 253H106V254H108ZM119 253V252H118ZM147 253H149V252H146V254ZM159 253V252H158ZM166 253V252H165ZM86 254H88V253H85V255ZM93 254V253H92ZM95 254V253H94ZM136 254V253H135ZM167 254V253H166ZM176 254V253H175ZM175 254H173V255H175ZM194 254H196V256L198 257V259H197V261H195V260H193L194 259ZM5 255V254H4ZM45 255V254H44ZM52 255H54V254H52ZM90 255V254H89ZM99 255V254H98ZM104 255V254H103ZM113 255V254H112ZM118 255H120V254H118ZM126 255V254H125ZM128 255V254H127ZM137 255V254H136ZM139 255V254H138ZM144 255V254H143ZM149 255V254H148ZM172 255V254H171ZM171 255H168L167 254V256L169 257H171ZM28 256V255H27ZM30 256H31V254H30ZM91 256V255H90ZM90 256H88L89 258H90ZM100 256V255H99ZM107 256H109V255H107ZM111 256V255H110ZM132 256V255H131ZM150 256H151V254H150ZM159 256V255H158ZM262 256V257H263ZM29 257V256H28ZM38 257V256H37ZM101 257V256H100ZM124 257V256H123ZM128 257H130L129 255H128ZM127 257V258H128ZM149 256H147V255H144L142 258H143V264H152L151 262L153 261H151L150 260V258H148ZM166 256L164 255V260L166 261V258H165ZM174 257V256H173ZM197 257H195V258H197ZM44 258V257H43ZM48 258V257H47ZM46 258V259H47ZM54 258H56V257H54ZM60 258V257H59ZM58 258V259H59ZM84 258V257H83ZM82 258V259H83ZM87 258V257H86ZM86 258H84V261H85V259ZM103 258V257H102ZM105 258V257H104ZM107 258V257H106ZM118 258V257H117ZM119 258H122V257H119ZM137 258V257H136ZM140 258V257H139ZM152 258V257H151ZM175 258V257H174ZM193 258V259H192ZM264 258V257H263ZM27 259H29V258H27ZM36 259V258H35ZM38 259V258H37ZM60 259H62V258H60ZM92 259V258H91ZM128 259H130V258H128ZM131 259H132V257H131ZM153 259V258H152ZM159 259V258H158ZM24 260V259H23ZM39 260H41V259H39ZM49 260V259H48ZM56 260V259H55ZM64 260V259H63ZM62 260V261H63ZM87 260V259H86ZM99 261L101 260V258L100 259H98ZM103 260V259H102ZM102 260H101V262H102ZM125 260V259H124ZM135 260V259H134ZM134 260L132 261V262H134ZM33 261V260H32ZM31 261V262H32ZM37 261V260H36ZM115 261V260H114ZM157 261V260H156ZM165 261H163L164 262V264H165ZM39 263L41 262V261H38ZM45 262V261H44ZM47 262V261H46ZM65 262V261H64ZM63 262V263H64ZM139 262H141V261H139ZM155 262V261H154ZM26 263V262H25ZM36 263V262H35ZM42 263V262H41ZM84 263V262H83ZM85 263L87 264V262L85 261ZM103 263V262H102ZM110 263V262H109ZM131 263V262H130ZM158 263H159V261H158ZM28 264V263H27ZM38 264V263H37ZM44 264H46V263H44ZM65 264V263H64ZM113 264V263H112ZM117 264V263H116ZM122 264V263H121ZM134 264H136V262L134 263ZM140 264V263H139ZM163 264V263H162Z\"/></svg>","mask_w":264,"mask_h":264}]
</instances>
